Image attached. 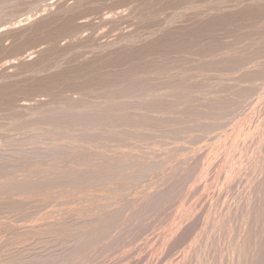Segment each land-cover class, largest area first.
<instances>
[{
    "label": "rangeland",
    "instance_id": "374dc122",
    "mask_svg": "<svg viewBox=\"0 0 264 264\" xmlns=\"http://www.w3.org/2000/svg\"><path fill=\"white\" fill-rule=\"evenodd\" d=\"M0 1H1L0 2V20H1L0 21V29H1L0 30V139H1V141H0V158L2 159V160L0 159V173H1V175H0V180H1V182H0V188H1V190H0V205H1L0 206V264H39L40 261H41L40 264H43L44 262H45L44 264H46V262H47V264H51L50 261L53 262L52 264H54V263H56L55 261H57V259H59V261L57 262L58 264H62V263L63 264H72L73 262H74L73 264H77V263L79 264L81 262H83V264H86L87 262H88L87 264H90L91 262L93 264H108V263L112 264V262H115V261H116L115 262L116 264H118L119 262H122L121 264H124L125 262L127 264H252V263H254V261H255L254 264H263L264 259H263V256H261L262 258H260V255H263L262 251L264 250V218H263L264 217V194H263L264 193V175H263L264 174V117H263L264 116V110H263L264 109V79L262 78V77H264V73H263L264 72V70H263L264 65H261L264 63V57H263L264 56L263 55V53H264V0H17V1L16 0H0ZM218 14H219V16H218ZM222 14H223V16H222ZM214 15H216L217 18L219 17V19L221 21V22L220 21L217 22L218 24L220 23L219 26H216L218 24L214 23L215 20L218 21V19ZM207 17L209 19L212 18L214 20L211 19L212 20L211 21ZM206 20L207 21L209 20L210 22H212L211 24H213V23L215 24V26L213 24L214 27L211 26L210 28L211 29L213 28L214 33L216 32L215 31V28H216V30H217L216 34L210 32L209 26L211 24L208 22L205 25L204 22H206ZM223 22H225V23L227 22L226 25ZM233 22H235V25ZM208 24H209V26H208ZM221 24H222L223 29L220 27ZM203 25H205V26H203ZM198 26L200 27V30H197V28L199 29ZM223 26L224 27L226 26L225 28L227 30L224 29ZM180 27H183V28H180ZM193 27L196 29L195 31H198L196 34L193 33V32H195L193 30L194 29ZM201 27H202V29H201ZM206 27H208V28L206 29ZM182 29L185 31H183ZM233 30H234V32H233ZM191 32L194 35H197V37H195L193 35V37L191 36L192 37L191 38L189 35V34H191ZM218 32H219V34H218ZM203 33L204 34L207 33V34H205V36L207 37V35H208V37L206 38ZM242 33H243V36H242ZM198 34H200L201 36ZM228 34H229V36H228ZM244 34H246V35H244ZM171 35H172V37H171ZM223 35L225 37H223ZM235 35H237V36H235ZM198 36L200 38H198ZM214 36H215V39H217L218 37L219 38L221 37V38L220 39L218 38L219 40H217V42L214 41L215 39L214 40L212 39L214 42L208 44V42L212 41L210 39L214 38ZM165 37L167 39H165ZM174 37H175V39H174ZM193 38H195V39L197 38L200 41L197 39H196V41H193ZM208 38L210 41L208 40ZM180 39H182L184 41L186 49H185V47H182V46H184V44L182 45L183 41H181ZM170 40H171V42H170ZM175 40H176V43H175ZM204 40H205V42H204ZM206 40H208V42ZM221 40L222 41L225 40V41H223L224 43ZM178 41H181V42H179V44H178ZM243 41H244V43H243ZM197 42H198V44H197ZM239 42H240V48L238 46ZM205 43H206V45H205ZM213 43H215L217 45L218 44L219 45L221 44V45L219 47V45L217 46ZM242 43H243V46H242ZM156 44L159 48L156 46ZM168 44L169 45L173 44V45H171V47L176 48V49L173 48L174 52H173V49L170 46H168ZM207 44H208V46H207ZM177 45H181V47L179 46L180 48H177ZM246 45H247V47H245ZM190 46H191V48H190ZM197 46H200V47L198 48ZM205 46L210 48V49L208 48L209 52H208V49L204 50ZM230 46L233 48L236 46L234 48L236 50L230 49L231 48ZM248 46L250 47L251 51L249 50ZM194 48L197 49V51L193 50ZM213 48L215 50H213ZM241 48H243V49H241ZM247 48H248V50H247ZM178 49H180V50H178ZM181 49H182V51H181ZM225 49L227 51H225ZM255 49H257V50H255ZM141 50H143V51H141ZM192 50L195 52H193ZM220 50H221V53L220 52L218 53V51H220ZM133 51H135V52H133ZM144 51L145 52L147 51V52L145 53ZM169 51H170V54H168ZM255 51H258V52H255ZM121 52H122V54H121ZM180 52L182 54H178ZM184 52H185V55H183ZM187 52H190V53H187ZM227 52H230V55ZM240 52H241V54H240ZM245 52L247 54L248 53L251 54L252 57H250L251 55H249V54L247 55ZM139 53H141V54H139ZM191 53H192V55H191ZM193 53H196L195 56H193L194 55ZM212 53H214V55ZM231 53H233V54H231ZM142 54H146V56L142 55ZM156 54L158 55L157 58L153 56ZM254 54H256L257 56ZM258 54H259V57L261 59H259ZM121 55H123V57ZM149 55H151V56L148 57ZM173 55H176V56H173ZM181 55H183V56H181ZM234 55L236 56V58ZM243 55H244V57H243ZM144 56L147 58H145ZM204 56L205 57L207 56V58H205ZM239 56L241 58H239ZM247 56H249L248 57L249 59H247ZM175 57H177V58H175ZM179 57L180 58L182 57V59L184 58L183 60H185V61L181 60ZM209 57L210 58L213 57V58L210 60ZM141 58H142V60H139ZM153 58H155V59H153ZM171 58L175 59V60H172ZM187 58L190 60H188ZM216 58H217V60H216ZM198 59H199V61H198ZM229 59H231V61ZM237 59H238V61H237ZM250 59H252V60L249 61ZM152 60H154L153 63H152ZM167 60L169 63H171V62L173 63L174 61H177V62H174L175 64H172L173 67H171V65H169ZM186 60H187V62H186ZM212 60H215V61H212ZM223 60H225V61H223ZM129 61H131V62H129ZM138 61H140V62H138ZM145 61H147V62H145ZM155 61H157V62L159 61L158 66L156 65L157 63ZM234 61H236V62H234ZM148 62H150V64ZM154 62H155V64H154ZM178 62H179V64H178ZM199 62H201V63H199ZM214 62L216 64H214ZM217 62L222 63V64H219V63L217 64ZM223 62H225L226 64ZM142 63H143V65H141ZM144 63L147 66H149L150 68L145 66ZM159 63H162V64H159ZM188 63H189V67H186V66H188ZM235 63H237V64H235ZM259 63L261 66L260 69H259L260 66L258 65ZM191 64L193 66H191ZM137 65H139V66H137ZM161 65L165 69L162 68L160 70H157V69L161 68L160 67ZM174 65H176V66H174ZM197 65H199V66L202 65V67H197ZM125 66H126V68H125ZM167 66H170V67H167ZM182 66L184 67V70H179V68L180 69L183 68ZM207 66L208 67L212 66V67L210 69V67L208 68ZM240 66H242V67H240ZM135 67L136 68L139 67V68L135 69ZM143 67H145L144 70H141V69H143ZM156 67H159V68L156 69ZM194 67H196L197 70ZM243 67L245 69H243V71H241ZM262 67H263V69H262ZM173 68H176V69H173ZM139 69H140V71L138 72ZM146 69H147V72H146ZM170 69H173V70H170ZM194 69H195V71H192ZM225 69H227L228 72ZM261 69L263 72L261 71ZM123 70L125 71V73L127 72V74H125ZM161 70H163V71H161ZM166 70H167V72H166ZM169 70L171 71V73L174 77L171 75V73H168V72H170ZM188 70H190V71H188ZM198 70H199V75H197ZM82 71H85V72L82 73ZM118 71L121 73H119ZM154 71H156V72L154 74H152V72H154ZM179 71H181V72H179ZM216 71L219 72V74ZM236 71L238 72V74ZM244 71L247 73H243ZM65 72H67V73H65ZM122 72H123V74H122ZM149 72H151V73L149 74ZM159 72H163V73H159ZM222 72H223V74H222ZM226 72H227V74H226ZM240 72L242 74V77H241V74H239ZM259 72H262V73H259ZM68 73L70 75H68ZM146 73H148L149 77L147 76ZM166 73H168V74H166ZM174 73H178V75L181 77H177L178 75L174 74ZM182 73L187 74V75L184 76V75H182ZM200 73L203 76L202 75L200 76ZM207 73H208V76H207ZM77 74H79L78 77L73 78V77H75V75L77 76ZM134 74H135V76L137 74H140V76L138 75L135 77ZM189 74H193L194 76L193 75L192 76L194 79H192V76L190 75L191 76L190 77ZM228 74L230 77H228ZM99 75H101V76H99ZM167 75H170L171 77H169ZM204 75H205V77H204ZM245 75H246V77H245ZM253 75H255V76H253ZM260 75H262V76H260ZM158 76H160L159 79H161L162 81L157 80ZM162 76L163 77L167 76V78L169 77V79H166V77H164V79H165L164 80ZM101 77L103 79L104 78L105 79L103 80ZM133 77H135L136 79H132ZM155 77H157V79ZM185 77L186 78L188 77V78L186 79ZM197 77L201 78L202 80L198 79ZM207 77H209L210 79ZM92 78H94V79H92ZM98 78H100V79H98ZM121 78H122V80H124L125 78L126 79L124 81H122ZM139 78H140L142 83L136 84V82H139L138 81ZM146 78H149V81L151 80L152 83H149L148 79H146ZM181 78H183V79L180 82H183V80L184 81L187 80L185 82L187 85L184 82L183 83L185 85H183V83L178 82ZM204 78H206V80ZM211 78H212V80H211ZM215 78H217V79L215 80ZM242 78H243V80H242ZM246 78H247V80L248 79L249 80L247 81ZM251 78H254V79H251ZM74 79H75V81H74ZM108 79H110V80H108ZM98 80H100V82ZM130 80L132 82L131 84H129ZM134 80H136V81H134ZM173 80H175V81H173ZM189 80H192L193 82L192 81L189 82ZM82 81H84V82H82ZM125 81L126 82L128 81V82H127V84L124 83L125 84L124 85L123 82H125ZM171 81H173V83ZM201 81H203V82H201ZM206 81H209V82H207L208 85L205 84ZM246 81L247 82L250 81L249 82L250 84L247 83ZM257 81H258V83H257ZM159 82L162 84H160ZM163 82H165V83H163ZM168 82L169 83L171 82V83L167 84ZM212 82L214 84L216 82V84H215L216 86L214 84H212ZM218 82H219V84H217ZM233 82H235V83H233ZM65 83L67 85H64ZM71 83H72V86H70ZM82 83H85V84L82 85ZM89 83H90V85H89ZM145 83H147V84L143 85ZM155 83H157V84H155ZM177 83L179 84V86ZM189 83H192V84H189ZM210 83H211V85H210ZM255 83H257V84H255ZM261 83H262V85H261ZM118 84H120V85H118ZM132 84H134V85H132ZM139 84H141L143 86L150 85L147 87H149V88L153 87L151 89L153 91H150L151 94H148L147 92H145V89H146V91H148L147 87L142 86L143 88H140L141 85H139ZM159 84L161 85V87ZM220 84H222V85H220ZM232 84H234L236 86H233ZM237 84H239L238 85L239 87L237 86ZM243 84L245 87L243 86ZM73 85L74 86L76 85V86L74 87ZM128 85L130 87H128ZM180 85H181V87H180ZM212 85H213V87L215 86L214 87L215 91H214V89L212 90V88H213ZM257 85H258V87H257ZM134 86H135V90L133 88ZM176 86H178V87H176ZM187 86H190L191 90ZM197 86H199V88H201V89H199V88L195 89V87H197ZM228 86H231L232 90L230 89V87L228 90ZM254 86H255V88H254ZM159 87H160V89H159ZM169 87H173V88H169ZM185 87H187V88H185ZM202 87H204L205 89L203 88V90H202ZM219 87L222 90L223 89L226 90L227 91V92L225 91L226 94ZM235 87H237V89ZM77 88H78V90H77ZM81 88L83 90H81ZM87 88H88V90H87ZM138 88L140 90L141 89H144V90L140 91ZM156 88H157V90H156ZM165 88L166 89L168 88V89L166 90ZM252 88H254V90ZM130 89H133V93H132V90H130ZM182 89H184L183 91L186 93V96H188L186 100H185V95H184L185 93L182 91ZM187 89H189V90H187ZM192 89H193V91H192ZM243 89H247V90H243ZM251 89H252V91L249 93V90H251ZM122 90L123 91L125 90L127 92L125 93V91H124L123 92L124 94H123ZM136 90L138 93H136ZM171 90H173V91H171ZM174 90L177 92V93L175 92L176 94L179 93L180 97L178 95H176L175 93H171V92H174ZM118 91H120L121 94H117V93H119ZM128 91H130L131 94H133V95L128 93ZM160 91H162V92H160ZM202 91H204V92H202ZM244 91H245V93H244ZM257 91H259V92H257ZM164 92H166V93L164 94ZM233 92H234V94H233ZM238 92L241 95L238 94ZM139 93H141V94H139ZM142 93L144 94V97L141 96ZM189 93L191 96H189ZM192 93H194V95ZM204 93H205V95H204ZM127 94H128V97H126ZM154 94H159V95L157 97V95L153 96ZM118 95H120V96H118ZM150 95H151V98H152V96H153V98L156 97L154 99L155 101L152 99L153 105L155 106L156 109H153L154 107H153L152 103L149 104V101L151 98L148 96H150ZM182 95H184V96H182ZM226 95L227 96L230 95V96L227 97ZM246 95H248V96H246ZM249 95H251V96H249ZM112 96L114 97L113 98L114 100H112ZM121 96H123V98ZM162 96H164L165 98H163ZM241 96H243V97H241ZM117 97L119 99V102H118ZM234 97H235V99H234ZM125 98H126V100H125ZM147 98H149V99H147ZM158 98L160 99L161 102L160 101L157 102ZM177 98H181V99H177ZM195 98H197V101ZM240 98H242V99L240 100ZM246 98H249V100ZM109 99H111L112 102ZM120 99H121L122 104L120 102ZM166 99L169 101H166ZM182 99H184V100H182ZM221 99H225V100H221ZM227 99L231 100L232 102H230ZM116 100H117L118 104H117ZM187 100L189 102L186 103L185 101H187ZM193 100H195V101H193ZM213 100H215V102H213ZM219 100H221V101H219ZM107 102H108V104H107ZM154 102H156V104ZM172 102L177 103V104H179V102H180V104L177 105V104H174ZM192 102H195V104ZM234 102L235 103L237 102L238 104L237 103L234 104ZM104 103L107 106V108H105L106 106L104 105ZM134 103H136V104H134ZM182 103H183V105H181ZM213 103H217L218 105L216 104L214 107ZM89 104H91V105H89ZM110 104H112V105H110ZM139 104L141 107L139 106ZM166 104L169 105L170 108L168 106H166ZM243 104H244V106H243ZM94 105H95V107H94ZM150 105H152V106H150ZM174 105L177 108H175ZM188 105H190V107ZM222 105H224V106H222ZM237 105L239 106V107H236L238 110H236V108H235V106H237ZM246 105H247V107H246ZM119 106H120V108H117ZM180 106H183V107H180ZM185 106H188L189 108H187ZM198 106L200 107V109ZM216 106H220V108H216ZM157 107L159 110L157 109ZM135 108L137 110H135ZM148 108H151V109H148ZM226 108H228L230 111L227 110ZM239 108H240V110H239ZM241 108H244V109H241ZM127 109H129V110H127ZM139 109H141V111ZM145 109H147V110L145 111ZM166 109L168 111H164ZM196 109L198 112H196ZM72 110L74 113L73 112L71 113ZM95 110H97V111H95ZM110 110H112V111H110ZM186 110H191V111L193 110L192 112L190 111L192 114ZM241 110H242V112H241ZM75 111H76V114H75ZM90 111H92V112H90ZM138 111L140 113L143 112L144 114H140ZM178 111H179V114L176 113ZM209 111H211V112H209ZM85 112H87V113L85 114ZM97 112H98V114H97ZM180 112H182L183 114ZM206 112L209 113L210 115H208ZM216 112H217V114H215ZM220 112H222V114ZM225 112L229 116L226 115ZM78 113H79V115H78ZM99 113H101L100 115L103 118H101ZM118 113H119V115H118ZM121 113H123V114L125 113L124 114L125 116L123 117V114H121ZM126 113H128V114H126ZM146 113L148 115H145ZM155 113H156V115H155ZM171 113H173V115ZM195 113H197V114H195ZM204 113L207 114L208 120L205 118L206 115ZM84 114L87 116L90 115L89 119L86 118L87 116H84ZM114 114H115V116H114ZM130 114L131 115L133 114L132 115L133 118L131 117ZM193 114H195V115H193ZM201 114H204V115H201ZM218 114H220L221 116ZM48 115H51V116H48ZM105 115H107V116H105ZM116 115H118V116H116ZM149 115H150V117H149ZM174 115H176L175 118H174ZM217 115L220 117H217ZM222 115H224V116L226 115V117H223ZM78 116H81V118ZM83 116H84V118H83ZM203 116L207 122H204ZM51 117H53V118L55 117L54 121H53V118H51ZM91 117H93V118H91ZM126 117H128V118H126ZM129 117H131L132 120L134 119L135 121L133 120L134 121L133 122L131 120V122H133V123H131ZM142 117L147 118V119H144L142 121H148V124H146L147 122L140 121L142 119ZM75 118H77V119H75ZM78 118H80V119L78 120ZM148 118L150 119V121ZM190 118H192V119H190ZM220 118L221 119L224 118V120H221ZM47 119L51 120V121H48ZM83 119L84 120L86 119L87 123L85 121H83ZM96 119H98V120H96ZM103 119L104 120L108 119V120L104 121ZM128 119H129V121H128ZM166 119H168V121H166ZM59 120H61L62 123H60L61 121L59 122ZM70 120H71V122H69ZM88 120H90V121L88 122ZM102 120L104 122H99ZM119 120H121V121L123 120V121L120 122ZM159 120H160V122H159ZM184 120H186V121H184ZM209 120H210V122H208ZM125 121L126 122L128 121L129 123L127 122L128 123L127 124V123H125ZM139 121L141 122V125H143V123H144V125H143L144 127L140 126ZM157 121L159 124H162V123H166V124H164L165 126L163 124L160 126H157V125H159L157 123ZM164 121H166V122H164ZM189 121L192 124L189 123ZM55 122L56 123L58 122V123L56 124ZM63 122L65 125L63 124ZM75 122L76 123L78 122V123L75 124ZM105 122H106V127L111 126V124H112L111 127H108L110 130H111V128L115 127L111 130V135L109 134L111 137H109V135H107V133L109 132L108 131L109 129H106V127L104 126ZM107 122H109V123H107ZM117 122H119L122 126L120 124H117ZM199 122H202V123L200 124ZM88 123H90V125ZM93 123H95V125ZM103 123H104V125H102ZM134 123L139 124V125L137 126ZM153 123L154 124L156 123V127H154L155 125L151 126V124H153ZM92 124L95 126L96 132H95V129L93 130L92 127H94V126H92ZM98 125H100V127ZM101 125L104 126V128L106 130L105 132H104L103 127H101ZM125 125L126 126L128 125V126L125 127ZM130 125L131 126L133 125L132 128ZM171 125L174 126V128ZM183 125H184V127H183ZM83 126L84 127L88 126V128L87 127L84 128ZM117 126L119 127V129ZM146 126H148V127H146ZM149 126H151V127H149ZM79 127H81V129H79ZM138 127L141 130L143 128V130L142 131L140 130L141 132H139L138 131L139 129L137 130ZM153 127L155 129H153V131H151L152 129H150V128H153ZM164 127H166L168 129L167 132H165L166 128H164ZM193 127H195L194 131L192 129ZM206 127L208 129H206ZM83 128L85 129V131L83 130ZM100 128H101V130H100ZM120 128L123 130H121ZM127 128H129V129L131 128V130L129 131V129H127ZM161 128H164L165 131H162L163 129H161ZM199 128H200V132H198ZM86 129L90 133L89 132L87 133ZM98 129H99V132H97ZM179 129H181V131ZM146 130L151 131V132L147 133L148 137H150V139L152 136V132L157 133V134H155L157 137V138L156 137L155 138L157 140H155V142H153V144L159 143L158 139L162 141V142L160 141V144L161 143L163 144L165 140H169L170 142H174L173 145L175 147L172 146V148H171L172 143H170L168 141L165 142L164 145H162L163 148L160 147L161 145L160 146L156 145L157 147H155V145H153L151 140H149V139L148 140L146 139L147 141H150L147 143L145 138H148V137L145 135L146 133L144 134V132H147ZM155 130H157V131H155ZM172 130H174V132H176V133L170 135L171 133H173ZM176 130H179L180 132H177ZM185 130H187L188 132ZM204 130L209 131V133L208 132H207L208 134L206 132H205L206 134L203 133ZM113 131H115L116 133L118 132V134H119V132L120 133L123 131L126 132L124 134L125 138H127L129 133L132 131L133 132V133H131L132 135L130 134L129 136H131V137L134 136L132 138L135 141L130 137L127 138V141L130 140V141L134 142V145L132 144L133 145L132 149L130 148L131 144L128 143L129 141L127 142L125 140V138H123L122 136H119L120 138H117L118 134L114 133ZM75 132H77V133H75ZM160 132L169 133L170 138L172 136L174 137L176 135L179 137L176 136L175 139L173 137L171 139H169L168 138L169 136L167 134L165 135V133L162 134ZM83 133L84 134L86 133V134L84 135ZM92 133H93V135L95 134L94 135L95 137L92 135ZM96 133H98V134H96ZM149 133L151 134V136H149ZM177 133H179V134H177ZM189 133L190 134L192 133L190 136H193V137H189V135H187ZM105 134L108 136V138H107V136H105ZM122 134H119V135H122ZM136 134H137V137L140 134L139 135L140 137H139V139H137V141H136V138H137ZM142 134H144V137H142ZM102 135H103V137H101V139H100V136H102ZM125 135H127V136H125ZM155 135H153V136H155ZM183 135H186L189 138L188 137L185 138ZM80 136H81L84 144L82 143L81 140H78V138L81 139ZM158 136H160V138ZM201 136L203 139L200 138ZM84 138L89 139L90 142H88V140L87 139L85 140ZM176 138H178V140ZM183 138H185V139H183ZM192 138H194V140H190ZM198 138L200 141L198 140ZM206 138H208V139H206ZM103 139L105 142L103 141ZM106 139H108V142H106ZM141 139H143V141ZM163 139H165V140H163ZM172 139H174V141H171ZM180 139H183V140L181 141ZM109 140H110L111 144L109 143ZM144 140L146 142V145H149V143H150L153 146L147 147L144 144L145 143ZM91 141H93V142L91 143ZM117 141L120 142L119 143L120 147L118 146L119 149L127 145V147L123 148V149L126 148L124 150L125 154L123 153V156H122L123 150L120 149L122 151L121 152L118 148H116V147H115L116 149L114 148L115 144L116 143L118 144ZM141 141L144 143H142ZM152 141H154L153 138H152ZM186 141H187V143H186ZM188 141L189 142L192 141L193 143L190 142L188 145ZM114 142H116V143L112 147V145H113L112 143H114ZM139 142H140V145L141 144L144 145L143 146L144 148H145V146L149 149L151 147H154L153 149H151V151L155 152L153 150H156L157 152H155L152 155H151L152 152H150V150H149L150 154L145 152V153L149 154L151 157L146 156L147 159H144L145 158L143 156V155H145L144 152H142V150H140L141 152L138 150L139 149V147H138ZM175 142L177 145H175ZM180 142H182V143H180ZM261 142H262V144H261ZM96 143H98L100 145V147H98V144L96 145ZM166 143H167V145H166ZM90 144L92 145V148H90V146H91ZM117 144H116V146H117ZM193 144H195L194 148H197L198 150L193 148ZM80 145H81V148H80ZM86 145H87V147H89V150L87 147H86L87 149L85 148ZM169 145H170V149H168ZM186 145H188L190 148H188V146L184 147V148H180V146L182 147V146H186ZM164 146L168 147L167 148L168 150H165L166 148ZM176 146H177V148L179 147V149H180L179 153L182 155V157H183V155H185V157H183V158L180 157L183 160V162H181V163L175 161L178 159L173 160L174 157L179 158L178 156L180 155L178 152H176V153H178V155L174 152V151L179 150L176 148ZM197 146H199V147H197ZM72 147L74 149H72ZM77 147L80 150L83 149L84 150L83 153H82V150H81V152L79 151V149L77 150ZM101 147H103L104 149L107 148L108 150H109V148L115 149V150L110 149L111 155L110 154L108 155L107 152L104 150L103 152H105L107 155L104 153L106 155L105 156L102 153L103 156H105V157L111 156V157H109V159H111V158L115 159V156L117 157L118 154H120V152H121V154L119 156H121L122 159H120L121 157L119 158V156H118L117 160L115 159L114 162H112V161H110L108 163L106 162L107 163V165H106L105 163H103L102 160H100L101 158L102 159L104 158L103 156L101 157L99 155L100 149L103 150V148H101ZM136 147L138 148L137 150H135ZM173 147H174V150H172L171 153L174 152L176 156L174 154H172V157L173 156L174 157L171 158V156H170L171 154H169V152L171 149H173ZM147 148L143 149L142 145L140 146V149H143V151H147ZM160 148L163 149L164 151H168V154H167V152H165L166 153L165 155L162 154L164 151L161 150ZM185 148L186 149L188 148L187 150L191 149L188 151V154H185V152L183 154L181 153ZM90 149H91V151H90ZM97 149H99L98 153L96 152ZM129 149H130V151H129ZM10 150H12V151H10ZM126 150L129 152H126ZM158 150H159V153L161 152V156L167 157V155H168V159L165 158V160H164L160 156V154L158 153ZM78 151H79V153H78ZM85 151L86 152L89 151V153L88 152L86 153ZM110 151L108 153H110ZM112 151L114 153H117V152H119V153L118 154H112L113 153ZM134 151L135 152L137 151V153L139 152L138 155L141 153L142 156H140V155L139 156L142 158H137L139 161H141V162H139L141 164L136 162L137 161L135 158L136 153ZM67 152H69V153H67ZM80 153H82V155L84 154L83 158L80 157V156H82V155H80ZM132 153L134 154V155H132L133 156L132 159L134 160V158H135V161H134L135 163L133 162V160L129 159L131 157ZM77 154H79V155H77ZM90 154H93V155H90ZM156 154L160 157L156 156ZM69 155H72L71 158ZM73 155H74V157H76V159L73 157ZM96 155H97V157H96ZM124 155H125V158H124ZM138 155H136V156L139 157ZM153 155H155V157H158L159 159H163V160L156 159L155 157H152ZM217 155H218V157H217ZM72 157H73V159H72ZM78 157L82 161L79 160ZM94 157H96V158H94ZM188 157H190L189 160L187 159ZM148 158H150V159L148 160ZM154 158L156 159V161L154 160ZM51 159H52V161H50ZM88 159H90V160H88ZM123 159H125V161ZM127 159H129V160H127ZM143 159H144V161L142 162ZM169 159H171V160H169ZM69 160H71V161L69 162ZM86 160H88V161H86ZM97 160H98V162H97ZM99 160H100V162H102L104 164V165L102 164L103 166H101V167L99 166L101 164L99 162ZM106 160L107 159H105V161ZM121 160L124 162L122 163ZM145 160H148V165H152V164L155 165L156 163H158V164L156 166H148L146 164L147 162L145 163ZM59 161L60 162L62 161V162L60 163ZM64 161H65L66 165L64 164ZM74 161H75V163H74ZM76 161H79V165ZM117 161H118V163L121 161L119 165L116 163ZM130 161L132 164L133 163L135 164L134 165L135 167H136V165H138L140 169L137 167L134 168V166L132 164H130ZM152 161H153V163H152ZM161 161H162V163H161ZM164 161L166 163H164ZM172 161H174V162H172ZM56 162H57V164H56ZM66 162L69 164L67 165ZM93 162L95 163V167L93 165L94 164ZM111 162H112V164H109ZM167 162H171V163L168 164ZM85 163H87L88 165ZM114 163H115L114 167L116 170L119 169V166L122 168V166L124 165L123 168L120 169L122 171L118 170L120 172V174H118V175L113 174L115 172L119 173L118 171L113 170L114 167H113V169H111L112 172L113 171L114 172L113 173L110 172L111 170L109 168L110 167L112 168L111 165H113ZM127 163H129L131 165V167L133 166L132 168H134V170L138 169V171H140V173H138V172L134 173L136 171H133V169H130L129 165L127 166ZM172 163H174V164L176 163L177 165L176 164L175 165L177 167L175 165H173ZM260 163L263 165H261ZM52 164H54V165H52ZM62 164H64V165H62ZM142 164L143 165L146 164L147 167L143 166V169L141 170ZM167 164H168V166H167ZM30 165H31V167H30ZM60 165L64 166V168L61 167ZM158 165L160 167H158ZM162 165H164V166H162ZM85 166L90 167V168H86ZM92 166L94 167V169ZM96 166H97V169L99 171H97ZM28 167L30 170H28ZM34 167H35V169L32 170V168H34ZM103 167H104V169H103ZM106 167H109V168H106ZM149 167H154V169H157V170H154L153 168L148 169ZM163 167H165V168H163ZM77 168L78 169L80 168V170H78ZM81 168H82V170H81ZM99 168H101V170L103 169L104 171L105 170L107 171V169H109L108 172H110V174H111L109 176V178L107 176L108 173L104 172V171H102V173H100L101 170ZM144 168H147V171L149 170L148 171L149 173H151V172L154 173L153 171H156V172L152 176V174H148V172ZM26 169H27V171H26ZM70 169H71V171H69ZM159 169L163 170V172L159 173L161 171ZM3 170H4V173L1 172ZM76 170H78L77 173L80 171L81 172L77 174V173H75ZM95 170L97 171V174H99V173L101 174V177L99 175L97 176V174H95V172H94ZM184 170H187V171H184ZM189 170H190V172H188ZM83 171H85L86 173H84ZM126 171L127 172L133 171L134 174H136V175L139 174V176L141 175V173L143 174V172L144 173L147 172L148 175H145L146 174L145 173V174H143L145 177L141 175L142 176L141 178L139 176H135V178H137V179H135L134 177H131L132 180H133V178H134V180H137V181L139 179H141L137 183L133 181L136 185H132V184H134L133 182L131 183L132 180L126 179L129 181V185H132L133 187L136 186L134 188L133 187L130 188V186L128 185V181L124 180L122 182L123 184L120 183L122 181V177H125V175H126L125 173H127ZM260 171H262L263 173H261ZM27 172L30 174L29 175L26 174L27 176L24 175V173H27ZM65 172L66 173L69 172L68 173L69 175L66 174ZM73 172H74V174H73ZM90 172H93V173H90ZM49 173H50V175H48ZM16 174L19 176L21 175V176L19 177ZM32 174L34 176H31ZM61 174L62 175L64 174L63 176L65 178H67V181H64L66 179L64 177H62ZM79 174L80 175L82 174L81 177L83 179L86 178V180L87 179H91V181H92V179L96 180V176L98 178H101L104 180L103 181L100 179L101 181H103L102 183H104L107 180L105 185L102 184L104 186V188L105 187L108 188V190L105 189L104 191H106V192L108 191L107 193L109 194L110 192L113 191V189L114 190L116 189L118 192L122 193V195H123V193L126 192L128 194V196H125V195H127L125 193V195H124L125 198H124V196H121V197L124 198L125 200H126V198L128 200L133 198V202L130 203L132 200H130L129 202H128V200H126V202H125V200H123L121 197H119L120 193L117 194V191H113V193L116 192L115 194H117V195L111 194V196H110V194H109V196L111 197L110 198L108 196V194L104 193V191H101V188H103V187H101L102 186L101 183H99L100 185L98 184V186L96 184H94V185H96V187H94V186L91 187V185H92L91 183H96L99 180L98 178L95 182L94 181L91 182L90 183L91 185L89 184L90 180L87 182H86V180L85 181L83 180L84 184L81 183V181H79V180H82V179L80 178ZM85 174L86 175L88 174V175L86 176ZM91 174H93V175H91ZM130 174H131V176H134V175H132V173H130ZM130 174H127V175L130 176ZM22 175H23V177H22ZM35 175H37L36 178H35ZM57 175H60L61 177L57 176ZM113 175L116 177H115V179H113L114 181L112 182L110 179L112 177L114 178ZM119 175H120V179H119ZM122 175H124V176H122ZM156 175L158 178L156 177ZM46 176L48 177V179ZM102 176H103V178H102ZM159 176H160V178H159ZM168 176H170V177H168ZM18 177H19V179H18ZM29 177H31L32 179ZM150 177H151V179H152V177H153V179L157 178L156 179L157 181L155 180V182H154V180H151V181H149L150 185H148V183H149L148 180H150L149 179ZM4 178H6V179H4ZM24 178H26V179H24ZM33 178L36 180H34ZM62 178H63V180H62ZM142 178H144V180H142ZM147 178H148V180H147ZM167 178L168 179L171 178V179L167 180ZM68 179L71 181V183L69 182ZM5 180H6V182H5ZM7 180L8 181L11 180V181L7 182ZM55 180H57V181H55ZM75 180H76V182H78L77 184H76ZM21 181H22V184H19ZM101 181H99V182H101ZM116 181L117 182L120 181L119 183H120V185H122L121 187L123 189L126 186L127 187L129 186L130 189L126 188L125 192L124 191L121 192L122 188L119 185L115 186V183L117 184ZM125 181L127 182V184L126 183L124 184ZM143 181L148 182L146 184L143 183V188H145V189L149 188V190L148 189L146 190L147 192H149V193H146L147 195L144 193L145 190H142L143 193H140L141 189H142L141 188L142 187L141 182H143ZM11 182L13 184H8ZM28 182H30V183H28ZM63 182H64L65 186L63 185ZM66 182H68V183H66ZM73 182H74V184H72ZM153 182L154 183L157 182V184H154ZM61 183H62V186H61ZM85 183L87 184L86 186H88V187L90 186V188L92 190H90V188H89V190H87L88 187L82 186V184L85 185ZM112 183L114 184V186L112 185ZM152 183L156 186H154ZM255 183H257V184L255 185ZM17 184H18V186H17ZM28 184H30V185H28ZM13 185L15 186V188L13 187ZM23 185H24V188L23 187L21 188V186H23ZM27 185L29 187H27ZM77 185L79 187H77ZM107 185H109V186L107 187ZM139 185H141V187ZM144 185L145 186L148 185L149 187H147V186L144 187ZM3 186L6 188V190ZM251 186H253V188H251ZM259 186L261 189L259 188ZM18 187H19V189H18ZM76 187L79 189H77ZM97 187H98V189H99V187H101L100 191L102 193H104L105 195L102 194L100 191H98ZM137 187H139V189ZM151 187H153V188H151ZM95 188L98 191L97 196L99 195L98 197L100 199H103V202H102V200L98 201V198L95 195L96 193H93V192H96L95 190L93 191V189H95ZM109 188L110 189L112 188L111 191H109ZM119 188H121V189H119ZM63 189H64V193H63ZM137 189L139 191L138 192L139 195L142 194V195L138 196V193H137V198L139 197L138 199L135 196L136 195L135 192H137ZM132 190H133V192H132ZM66 191H69V193L68 192L66 193ZM70 191H72L73 193ZM90 191H93V192H90ZM80 192H82L84 194H82ZM86 192L87 193L89 192L88 193L89 195L86 194ZM99 192H100V194H99ZM65 193H66V195H65L66 197L64 196ZM129 193H131V194L129 195ZM133 193H134L135 198L139 201L134 199ZM67 194L69 197L67 196ZM74 194L75 195L77 194L76 195L77 198L72 197V196H74ZM80 194L82 195V198H81ZM91 194L94 196L93 199H92V196L90 197ZM153 194H154V196H152ZM157 194L159 195V197ZM49 195H50V198H49ZM83 195H84V197H85V195H87L85 198H87V201L89 200V202H91V200H93V202H94V199L97 198L95 201L96 202L95 205H93V202H92L91 208H93L95 206V209H98V213L94 212V214H93V209H90V208H88V209L91 210L90 211L91 213L88 212L87 205L89 204V202H87L86 200L83 201ZM106 195H107V197H106ZM114 195L118 197V198L116 197L118 200H119V198H121L120 200H123V201H120V200L118 201L116 198L114 200V198H113ZM129 196H132V197H129ZM257 196H259L260 198ZM70 197L74 198V199L71 200ZM78 197L80 198L79 202H78V199H79ZM141 197L144 200H142ZM112 198H113V200H111ZM257 198H259V199H257ZM109 199H110V201H109ZM159 199H161V200L158 201ZM254 199L255 200L257 199L255 201L256 204L254 202ZM150 200H152L154 202H152ZM68 201H70V203ZM74 201H77L78 203L77 202L73 203ZM112 201H114L113 205L115 203V205L117 204V206H115V205L113 206ZM115 201H118V202H115ZM143 201H145V202H143ZM80 202H84V203H81L82 206L79 204ZM100 202L104 203L103 205L105 207L102 205V203L100 204ZM105 202L109 206V208L105 204ZM58 203H60V204L58 205ZM85 203H87V205ZM97 203H99V205H102L104 208H102V206H98ZM126 203H127V205H128V203L130 205L127 206ZM22 204L24 206H22ZM64 204H66V205H64ZM67 204L69 205V207ZM72 204L73 205H75V204L79 205V208L78 209L75 208L76 206L74 207V206H72ZM83 204L86 205L87 210L84 209L85 206ZM90 204L88 205V207L90 206ZM110 204H111V207L113 206V209H115L116 212H114V210L111 209ZM55 205H57L59 207H57ZM120 205H122V206L124 205V208L120 207ZM70 206L72 208L74 207L75 210L70 208ZM253 207H254V209H253ZM57 208H59L60 211ZM64 208H66V209H64ZM69 208L71 209V212L75 213L77 211L76 214L77 215L79 214L78 215L79 219L77 218L78 219L77 221L78 222L80 221L79 224H81V222L83 224L85 222H87L89 219L88 215L90 213V214L95 215V216H93V217L89 216V217L92 219L94 218L93 221L96 220L95 222H97L96 223L97 227H99L101 225L100 227H102V228H96L95 222L93 223L94 226H92L93 225V224H91L92 221H91V219H89L91 223L89 221H88L89 223L88 222L87 223L90 226L86 225L87 223H85V225H84L87 227L89 226L88 227L89 229L87 228L88 229L87 232L89 234L87 232L85 233L84 230L86 227L83 226V228H82V225H80V227H81V229H80L77 221H76L77 223L74 224L75 223L74 221L76 220V219L74 220V218L77 215H75L73 213L75 215L74 216V215H72L71 212L69 213V211H70ZM80 208H81V210H80ZM100 208L102 210L103 209L106 210L110 216L106 215V211H103V213H101L102 210ZM118 208H121L122 210L124 209L127 211L129 210V211L128 212L122 211V213H121ZM61 209L65 212H63ZM82 209H83V211H87V213H88L87 218L88 219L87 218L85 219V217L83 218V215L86 216V214H84L86 212H83ZM95 209H94V211H97ZM99 209L101 210L100 212H99ZM256 209H257V211H256ZM53 210H56V211H53ZM146 210H147V212H146ZM78 211H79V213H78ZM81 211L83 214H81ZM55 212H57L56 216H58V214L61 213V214H59V216L61 215V217L58 216L55 219H54V217L52 218L53 215L55 216ZM114 213H116L115 216H114ZM64 214L65 215L67 214L66 216L68 218L70 215L74 216V218L72 217V219L74 221H72L70 219L71 221L67 222L68 219H67V217H65ZM254 214H255V216H254ZM258 214L261 217L256 216ZM62 215H63V217H62ZM111 215H113V217ZM118 215H119V217L122 215L120 217L121 219L118 217ZM49 216H51V217H49ZM81 216H82V220H80ZM100 216H101V218H100ZM106 216L107 217L109 216L110 220L106 219ZM103 217L106 219V221H108L110 223V224L108 223L109 226L104 225V223L105 224H107V223ZM252 217H254V218H252ZM257 217H258V219H257ZM60 218L62 221L61 220H59V221L62 223L65 222L64 224L66 226L64 224L62 226V224H60V223L57 224L59 222L58 219H60ZM62 218H64V219H62ZM113 218H115V222H113V220H114ZM122 218H124V219H122ZM32 219H34V220H32ZM83 219L85 220V222H83L84 221ZM43 220H45L44 221L45 223L43 222ZM56 220H57V223H55ZM34 221L36 222V224L34 223ZM72 222H74V223H72ZM32 223H33V225H32ZM50 223H52L51 227H50ZM66 223L68 224V228L70 230L67 229ZM69 223H72L73 225H75V226H73L74 228L72 227L74 229V233L77 230V229H75V227L76 228L78 227L79 230L84 229L82 231H84L83 233H85V234L82 233L83 235H79V233H77V237L80 236V239H78L76 237L78 240L77 239L74 240L73 239L74 237L70 236V235H73L74 233L69 234V233L73 232L71 230L72 225ZM113 223H114V225H113ZM242 223H244V224H242ZM136 224H137V227H136ZM254 224L255 225L258 224V225L255 226ZM41 225H43V226H41ZM59 225H61V226H59ZM69 225H71V226H69ZM115 225L117 227H115ZM45 227H47L48 229ZM49 227L52 230L55 227V230L58 229L59 231H61V233L65 228H66L65 231L68 230V232L69 231L70 232L67 233L64 231V233L68 234L67 238H66L65 234H64L65 235L64 236L62 233V235H63L62 236L61 233H58L59 231L57 232V230L55 233V231L54 230L52 231ZM93 227L96 229H93ZM105 227H107V228H105ZM250 227H251V229H250ZM262 227H263V231H262ZM34 228L36 229L35 230L36 232L34 231ZM41 228H43V229H41ZM44 228L46 229V231H44ZM90 229L91 230L93 229V230L91 231ZM97 229H99V231H97ZM100 229L101 230L104 229L107 233L105 231H103V233H102V231H100ZM216 229H218V230H216ZM31 230L34 233H30ZM79 230L77 232H79ZM109 230L110 231L112 230V232L110 233ZM113 230L116 231L117 233L116 232L113 233ZM255 230H257L259 232L255 231ZM90 231L92 232L91 234H90ZM41 232H43V233L45 232V234H43ZM46 232H47V234H46ZM93 232H95V233L98 232V233L93 234ZM197 232H199V233H197ZM38 233L41 235V237L39 236ZM101 233L104 234L106 237L104 235L102 236ZM57 234L59 235V237L62 236V238H57ZM86 234H87V236H86ZM90 235L93 238H91ZM95 235H97V236H95ZM109 235H110V237H109ZM68 236H70L71 238H69ZM85 236H86V238H85ZM111 236L115 237V240ZM120 236H121V238H120ZM38 237H39V239H38ZM64 237L67 239V240L64 239L67 242L70 243V241H71V246L69 243L68 244L65 243L66 241L65 242L63 241ZM87 237H89L88 240H86ZM34 238L36 239V241ZM49 238L51 240H54V241L51 242V240ZM83 238H85V240H82ZM30 239H34V240L31 241ZM72 239L74 241L73 245H72V242H73ZM89 239H90V241H89ZM143 239H144V241H143ZM76 240L82 241V243H81L82 245L80 244V242H77V244H75ZM249 240H250V242H249ZM205 241H207V242H205ZM256 241H257V243H256ZM31 242L33 244H31ZM48 242H50L52 244H50ZM87 242H89L91 245ZM41 243H42V245H41ZM44 243L47 245H45ZM60 243H62V244H60ZM78 243H79V246H78ZM84 243L85 244L87 243L86 244L87 246H85ZM109 243H111V244L109 245ZM114 243H115V245H114ZM245 243H248V244H246V246H248L249 248L245 247ZM253 243H255V244H253ZM117 244H118V246H117ZM175 244H177V245H175ZM48 245H51V246H48ZM75 245H77V248ZM107 245H109V246H107ZM42 246H43V248H42ZM82 246L83 247L85 246V247L83 248ZM88 246L91 249V251L88 248ZM35 247L37 250L35 249ZM39 247H41V248H39ZM50 247H52V248H50ZM78 247H79V249H78ZM81 247H82V249H81ZM104 247H105V249H103ZM107 247H108V249H106ZM262 247H263V250L260 251L262 249ZM38 248H39V250H38ZM46 248H49L50 250L47 249L49 251L45 252V251H47V250H45ZM59 248H61V250ZM69 248H70V250H69ZM85 248H86V250H85ZM111 248H113V249H111ZM32 249L33 250L35 249V250L33 251ZM40 249H41V251H40ZM67 249H68V252H67ZM83 249L85 250V252H83L84 251ZM252 249H253V251H252ZM53 250H55V251H53ZM74 250H76V251L78 250L77 252L79 254L75 253ZM71 251L73 253V256H72V254H69ZM101 251H102V253H101ZM129 251H130V253H129ZM254 251L257 253H255ZM65 252H66V254H64L65 257H66V255L67 256L71 255L72 257H70V259L72 258L73 260L72 259L70 260L68 258V260L70 261L69 262L67 260V257L65 258L63 255V253H65ZM91 252H92V254H90ZM115 252H117V253H115ZM125 252H126V256H125ZM135 252H136V255H135ZM248 252L249 253L251 252L250 253L251 255ZM58 253L60 255H58ZM84 253H89V254H84ZM109 253H111V255H109ZM31 254H32V256H31ZM54 254H55V256H54ZM122 254L124 255V257ZM36 255H37V257H36ZM76 255L83 256V257L81 258V257H78ZM94 255L97 257V259L94 257ZM43 256L44 257L46 256L45 259ZM56 256H60V257L62 256V257H64V259L62 257L58 258ZM74 256H76V257H74ZM121 256L123 257L122 261L120 260ZM125 257L130 258V259L129 260L127 258L125 259ZM113 258L115 260H113ZM60 259L61 260L63 259V260L61 261ZM77 259L81 262H79ZM260 259L263 262L262 261L260 262ZM74 260H76V261H74ZM101 260L103 261V263H100ZM117 260H119V262ZM33 262H35V263H33Z\"/></svg>",
    "mask_w": 264,
    "mask_h": 264
},
{
    "label": "bare ground",
    "instance_id": "6f19581e",
    "mask_svg": "<svg viewBox=\"0 0 264 264\" xmlns=\"http://www.w3.org/2000/svg\"><path fill=\"white\" fill-rule=\"evenodd\" d=\"M16 1H17V0H16ZM0 2H1V1H0ZM38 2H39V1H38ZM13 8H14V7H13ZM111 10H112V9H111ZM192 10H193V9H192ZM242 11H243V10H242ZM110 12H111V11H110ZM104 13H105V12H104ZM237 13H238V12H237ZM240 13H241V12H240ZM240 13H239V14H240ZM246 13H247V12H246ZM248 13H249V12H248ZM14 14H15V13H14ZM107 14H108V13H107ZM249 14H250V13H249ZM111 15H112V14H111ZM111 15H110V16H111ZM227 15H228V14H227ZM234 15H235V14H234ZM214 16H216V15H214ZM214 16H213V17H214ZM218 16H219V14H218ZM222 16H223V14H222ZM228 16H229V15H228ZM231 16H232V15H231ZM231 16H230V17H231ZM237 16H238V15H237ZM179 17H180V16H179ZM201 17H202V16H201ZM220 17H221V16H220ZM234 17H235V16H234ZM207 18H208V17H207ZM216 18H217V16H216ZM183 19H184V18H183ZM208 19H209V18H208ZM211 19H212V18H211ZM211 19H209V20H211ZM217 19H218V21H217V20H215V22L213 21L215 24H216L217 22L220 21L219 17H218ZM198 20H199V19H198ZM200 20H201V19H200ZM209 20H208V21L206 20V22H204L205 25H206V23H208V22H209L210 24L212 23V22H210ZM212 20H214V19H212ZM212 20H211V21H212ZM235 20H236V19H235ZM235 20H234V21H235ZM0 21H1V20H0ZM230 21H231V20H230ZM236 21H237V20H236ZM220 22H221V21H220ZM194 23H195V22H194ZM200 23H201V22H200ZM202 23H203V22H202ZM204 23H203V24H204ZM214 23H213V24H214ZM223 23H225V22H223ZM223 23H222V24H223ZM226 23H227V22H226ZM226 23H225V25H226ZM233 23H234V25H235V22H233ZM191 24H192V23H191ZM213 24H211L210 26H209V24H208L209 28H210L211 26L214 27L215 24H214V26H213ZM217 24H218V23H217ZM222 24H221V26H220L221 28H222ZM236 24H237V23H236ZM193 25H194V24H193ZM198 25H199V24H198ZM201 25H202V24H201ZM205 25H203V26H205ZM219 25H220V23H219L218 25H216V26H219ZM229 25H230V24H229ZM237 25H238V24H237ZM203 26H202V27H203ZM227 26H228V25H227ZM232 26H233V25H232ZM198 27H199V26H198ZM202 27H201V29H202ZM223 27H224V26H223ZM225 27H226V26H225ZM225 27H224V29H226ZM180 28H183V27H180ZM190 28H191V27H190ZM193 28H194V27H193ZM207 28H208V27H206V29H207ZM231 28H232V27H231ZM234 28H235V27H234ZM237 28H238V27H237ZM184 29H185V28H184ZM218 29H219V28H218ZM222 29H223V28H222ZM0 30H1V29H0ZM176 30H177V29H176ZM182 30H183V29H182ZM186 30H187V29H186ZM190 30H191V29H190ZM193 30L195 31L196 29L194 28ZM197 30H200V27H199V29L197 28ZM212 30H213V28H212V29L210 28V32L214 33V30H213V31H212ZM226 30H227V29H226ZM231 30H232V29H231ZM235 30H236V29H235ZM179 31H180V30H179ZM179 31H178V32H179ZM183 31H185V30H183ZM215 31L217 32L216 28H215ZM236 31H237V30H236ZM84 32H85V31H84ZM188 32H189V31H188ZM192 32H193V31H192ZM192 32H191V34H189L190 37H191V36L193 37V35L196 34L198 31L193 32L194 34H193ZM203 32H204V31H203ZM216 32H215L214 34H216ZM226 32H227V31H226ZM233 32H234V30H233ZM233 32H232V33H233ZM240 32H241V31H240ZM77 33H78V32H77ZM168 33H169V32H168ZM189 33H190V32H189ZM200 33H201V32H200ZM178 34H179V33H178ZM201 34H202V33H201ZM203 34H204V33H203ZM205 34H207V33H205ZM205 34H204V36H205ZM218 34H219V32H218ZM233 34H234V33H233ZM235 34H236V33H235ZM173 35H174V34H173ZM175 35H176V34H175ZM198 35H200V34H198ZM244 35H246V34H244ZM169 36H170V35H169ZM194 36L197 37V35H194ZM200 36H201V35H200ZM204 36H203V37H204ZM216 36H217V35H216ZM228 36H229V34H228ZM235 36H237V35H235ZM242 36H243V33H242ZM251 36H252V35H251ZM171 37H172V35H171ZM192 37H191V38H192ZM205 37H206V36H205ZM205 37H204V38H205ZM207 37H208V35H207ZM207 37H206V38H207ZM223 37H225V36L223 35ZM168 38H169V37H168ZM191 38H190V39H191ZM198 38H200V37L198 36ZM204 38H203V39H204ZM218 38H219V37H218ZM218 38L215 39V36H214V38H211L210 40H212V39L214 40V39H215L214 41L217 42V40H219L221 37H220L219 39H218ZM161 39H162V38H161ZM165 39H167V38L165 37ZM174 39H175V37H174ZM174 39H173V40H174ZM194 39H195V38H193V41H196L197 38H196L195 40H194ZM201 39H202V38H201ZM223 39H224V38H223ZM243 39H244V38H243ZM180 40L183 41L182 39H180ZM197 40H199V39H197ZM208 40H209V38H208ZM208 40H206V41L208 42ZM210 40H209V41H210ZM213 40L210 41V42H208V44L214 42ZM241 40H242V39H241ZM181 41H178V44H179V42H181ZM199 41H200V40H199ZM221 41H222V40H221ZM223 41H225V40H223ZM223 41H222V42H223ZM235 41H236V40H235ZM237 41H238V40H237ZM158 42H159V41H158ZM170 42H171V40H170ZM170 42H169V43H170ZM173 42H174V41H173ZM204 42H205V40H204ZM216 42H215V43H216ZM231 42H232V41H231ZM175 43H176V40H175ZM175 43H174V44H175ZM185 43H186V42H185ZM215 43H213V44H215ZM218 43H219V42H218ZM223 43H224V42H223ZM229 43H230V42H229ZM229 43H228V44H229ZM235 43H236V42H235ZM235 43H234V44H235ZM243 43H244V41H243ZM243 43H242V46H243ZM247 43H248V42H247ZM180 44H181V43H180ZM183 44H184V41H183L182 45H183ZM186 44H187V43H186ZM197 44H198V42H197ZM208 44H207V46H208ZM230 44H231V43H230ZM230 44H229V45H230ZM251 44H252V43H251ZM171 45H173V44H171ZM171 45L168 44V46H170V47H171ZM187 45H188V44H187ZM205 45H206V43H205ZM215 45H217V44H215ZM218 45H219V44H218ZM218 45H217V46H218ZM220 45H221V44H220ZM220 45H219V47H220ZM229 45H228V46H229ZM236 45H237V44H236ZM254 45H255V44H254ZM156 46H157V44H156ZM163 46H164V45H163ZM179 46L181 47V45H177V48H180ZM195 46H196V45H195ZM195 46H194V47H195ZM201 46H202V45H201ZM207 46H205L206 48L204 47V50H207V49L209 48V47H207ZM232 46H233V45H232ZM238 46H239V48H240V42H239V45H238ZM242 46H241V47H242ZM157 47H158V46H157ZM182 47H185V44H184V46H182ZM197 47L199 48L200 46H197ZM215 47H216V46H215ZM221 47H222V46H221ZM226 47H227V46H226ZM230 47H231V46H230ZM235 47H236V46H235ZM235 47H234V48H235ZM245 47H247V45H246ZM248 47H249V46H248ZM158 48H159V47H158ZM171 48H172V47H171ZM173 48H174V47H173ZM173 48H172V49H173ZM190 48H191V46H190ZM234 48L231 47L230 49L236 50V49H234ZM237 48H238V47H237ZM174 49H176V48H174ZM174 49H173V52H174ZM185 49H186V47H185ZM185 49H184V50H185ZM202 49H203V48H202ZM209 49H210V48H209ZM209 49H208V52H209ZM217 49H218V48H217ZM217 49H216V50H217ZM220 49H221V48H220ZM223 49H224V48H223ZM241 49H243V48H241ZM145 50H146V49H145ZM168 50H169V49H168ZM170 50H171V49H170ZM178 50H180V49H178ZM193 50H196V51H197V49H195V48H194ZM193 50H192V51H193ZM213 50H215V49L213 48ZM233 50H232V51H233ZM244 50H245V49H244ZM247 50H248V48H247ZM247 50H246V51H247ZM249 50H250V47H249ZM255 50H257V49H255ZM141 51H143V50H141ZM181 51H182V49H181ZM225 51H227V50L225 49ZM228 51H229V50H228ZM250 51H251V50H250ZM133 52H135V51H133ZM138 52H139V51H138ZM144 52H145V51H144ZM146 52H147V51H146ZM146 52H145V53H146ZM148 52H149V51H148ZM152 52H153V51H152ZM162 52H163V51H162ZM173 52H172V53H173ZM193 52H195V51H193ZM199 52H200V51H199ZM199 52H198V53H199ZM206 52H207V51H206ZM215 52H216V51H215ZM219 52L221 53V50L218 51V53H219ZM230 52H231V51H230ZM230 52H227V53L230 55ZM238 52H239V51H238ZM255 52H258V51H255ZM262 52H263V51H262ZM142 53H143V52H142ZM187 53H190V52H187ZM196 53H197V52H196ZM196 53H193V54H194L193 56H195ZM202 53H203V52H202ZM218 53H217V54H218ZM224 53H225V52H224ZM227 53H226V54H227ZM243 53H244V52H243ZM245 53H246V52H245ZM251 53H252V52H251ZM121 54H122V52H121ZM139 54H141V53H139ZM162 54H163V53H162ZM168 54H170V51H169ZM175 54H176V53H175ZM178 54H182V53L180 52V53H178ZM205 54H206V53H205ZM205 54H204V55H205ZM212 54L214 55V53H212ZM212 54H211V55H212ZM222 54H223V53H222ZM222 54H221V55H222ZM226 54H225V55H226ZM231 54H233V53H231ZM234 54H235V53H234ZM237 54H238V53H237ZM240 54H241V52H240ZM240 54H239V55H240ZM246 54H247V53H246ZM248 54H249V53H248ZM248 54H247V55H248ZM123 55H124V54H123ZM123 55H121V56L123 57ZM142 55H145V56H146V54H142ZM147 55H148V54H147ZM156 55H157V54H156ZM156 55H153V56L157 58L158 55H157V56H156ZM183 55H185V52H184ZM183 55H181V56H183ZM188 55H189V54H188ZM191 55H192V53H191ZM198 55H199V54H198ZM235 55H236V54H235ZM235 55H234V56H235ZM244 55H245V54H244ZM244 55H243V57H244ZM249 55H251V54H249ZM254 55H256V54H254ZM263 55H264V53H263ZM114 56H115V55H114ZM132 56H133V55H132ZM145 56H144V57H145ZM150 56H151V55H149L148 57H150ZM173 56H176V55H173ZM178 56H179V55H178ZM209 56H210V55H209ZM234 56H233V57H234ZM236 56H237V55H236ZM236 56H235V58H236ZM256 56H257V55H256ZM118 57H119V56H118ZM122 57H121V58H122ZM168 57H169V56H168ZM171 57H172V56H171ZM185 57H186V56H185ZM191 57H192V56H191ZM200 57H201V56H200ZM204 57H205V56H204ZM210 57H211V56H210ZM210 57H209V58H210ZM214 57H215V56H214ZM218 57H219V56H218ZM227 57H228V56H227ZM243 57H242V58H243ZM248 57H249V56H247V59H249ZM250 57H252V55H251ZM258 57H259V54H258ZM263 57H264V56H263ZM113 58H114V57H113ZM145 58H147V57H145ZM175 58H177V57H175ZM179 58H180V57H179ZM205 58H207V56H206ZM212 58H213V57H212ZM212 58H210V60H211ZM231 58H232V57H231ZM239 58H241V57L239 56ZM245 58H246V57H245ZM253 58H254V57H253ZM256 58H257V57H256ZM114 59H115V58H114ZM114 59H113V60H114ZM119 59H120V58H119ZM129 59H130V58H129ZM134 59H135V58H134ZM150 59H151V58H150ZM153 59H155V58H153ZM168 59H169V58H168ZM171 59H172V58H171ZM180 59L183 60L184 58L182 59V57H181ZM187 59H188V58H187ZM232 59H233V58H232ZM257 59H258V58H257ZM259 59H261V58L259 57ZM120 60H121V59H120ZM124 60H125V59H124ZM130 60H131V59H130ZM139 60H142V58L139 59ZM157 60H158V59H157ZM169 60H170V59H169ZM172 60H175V59H172ZM181 60H180V61H181ZM188 60H190V59H188ZM192 60H193V59H192ZM205 60H206V59H205ZM208 60H209V59H208ZM216 60H217V58H216ZM229 60L231 61V59H229ZM241 60H242V59H241ZM251 60H252V59H250L249 61H251ZM110 61H111V60H110ZM153 61H154V60H152V63H153ZM161 61H162V60H161ZM178 61H179V60H178ZM183 61H185V60H183ZM195 61H196V60H195ZM198 61H199V59H198ZM212 61H215V60H212ZM219 61H220V60H219ZM223 61H225V60H223ZM237 61H238V59H237ZM254 61H255V60H254ZM117 62H118V61H117ZM122 62H123V61H122ZM127 62H128V61H127ZM129 62H131V61H129ZM132 62H133V61H132ZM138 62H140V61H138ZM145 62H147V61H145ZM155 62L157 63L156 65L158 66V62H159V61H158V62L155 61ZM155 62H154V64H155ZM167 62H168V60H167ZM174 62H177V61H174ZM174 62H173V63H172V62H171V63L168 62V63H169V65H171V67H173L172 64H175ZM186 62H187V60H186ZM190 62H191V61H190ZM190 62H189V63H190ZM201 62H202V61H201ZM201 62H199V63H201ZM234 62H236V61H234ZM120 63H121V62H120ZM133 63H134V62H133ZM148 63L150 64V62H148ZM181 63H182V62H181ZM189 63H188V66H186V67H189ZM204 63H205V62H204ZM204 63H203V64H204ZM218 63H219V62H217V64H218ZM223 63H225V62H223ZM126 64H127V63H126ZM131 64H132V63H131ZM135 64H136V63H135ZM144 64H145V63H144ZM159 64H162V63H159ZM178 64H179V62H178ZM193 64H194V63H193ZM212 64H213V63H212ZM214 64H216V63L214 62ZM219 64H222V63H219ZM225 64H226V63H225ZM235 64H237V63H235ZM251 64H252V63H251ZM40 65H41V64H40ZM115 65H116V64H115ZM124 65H125V64H124ZM141 65H143V63H142ZM186 65H187V64H186ZM209 65H210V64H209ZM255 65H256V64H255ZM258 65L260 66V63H259ZM261 65H264V63L261 64ZM119 66H120V65H119ZM137 66H139V65H137ZM145 66H147V65L145 64ZM164 66H165V65H164ZM174 66H176V65H174ZM177 66H178V65H177ZM180 66H181V65H180ZM180 66H179V67H180ZM191 66H193V65L191 64ZM191 66H190V67H191ZM218 66H219V65H218ZM228 66H229V65H228ZM259 66H258V67H259ZM38 67H39V66H38ZM131 67H132V66H131ZM147 67H149V66H147ZM160 67H161V68L156 67V69L159 68V69H157V70H160V69L164 68L162 65H161ZM167 67H170V66H167ZM182 67H183V66H182ZM197 67H202V65H201V66L197 65ZM203 67H204V66H203ZM207 67H208V66H207ZM209 67H210V66H209ZM209 67H208V68H209ZM211 67H212V66H211ZM211 67H210V69H211ZM219 67H220V66H219ZM224 67H225V66H224ZM224 67H223V68H224ZM240 67H242V66H240ZM256 67H257V66H256ZM256 67H255V68H256ZM125 68H126V66H125ZM138 68H139V67H138ZM138 68L135 67V69H138ZM140 68H141V67H140ZM144 68H145V67H143V69H141V70H144ZM149 68H150V67H149ZM180 68H181V67H180ZM180 68H179V70H184V67H183L182 69H180ZM192 68H193V67H192ZM194 68L197 70L196 67H194ZM213 68H214V67H213ZM221 68H222V67H221ZM260 68H261V66L259 67V69H260ZM86 69H87V68H86ZM123 69H124V68H123ZM153 69H154V68H153ZM156 69H155V70H156ZM164 69H165V68H164ZM173 69H176V68H173ZM173 69H170V70H173ZM195 69L192 70V71H195ZM198 69H199V68H198ZM210 69H209V70H210ZM219 69H220V68H219ZM228 69H229V68H228ZM243 69H245V68L243 67L242 70H241V69H240V70L243 71ZM262 69H263V67H262ZM262 69H261V71H262ZM84 70H85V69H84ZM117 70H118V69H117ZM120 70H121V69H120ZM120 70H119V71H120ZM127 70H128V69H127ZM170 70H169V71H170ZM201 70H202V69H201ZM201 70H200V71H201ZM214 70H215V69H214ZM216 70H217V69H216ZM225 70L227 71V69H225ZM236 70H237V69H236ZM240 70H239V71H240ZM257 70H258V69H257ZM263 70H264V69H263ZM35 71H36V70H35ZM35 71H34V72H35ZM69 71H70V70H69ZM119 71H118V72H119ZM121 71H122V70H121ZM123 71H124V70H123ZM139 71H140V69L138 70V72H139ZM149 71H150V70H149ZM161 71H163V70H161ZM188 71H190V70H188ZM206 71H207V70H206ZM221 71H222V70H221ZM74 72H75V71H74ZM80 72H81V71H80ZM83 72H85V71H82V73H83ZM134 72H135V71H134ZM134 72H133V73H134ZM146 72H147V69H146ZM155 72H156V71L152 72V74H154ZM157 72H158V71H157ZM166 72H167V70H166ZM173 72H174V71H173ZM176 72H177V71H176ZM179 72H181V71H179ZM183 72H184V71H183ZM201 72H202V71H201ZM216 72H217V71H216ZM224 72H225V71H224ZM227 72H228V71H227ZM227 72H226V74H227ZM236 72H237V71H236ZM262 72H263V71H262ZM262 72H259V73H262ZM63 73H64V72H63ZM63 73H62V74H63ZM65 73H67V72H65ZM119 73H121V72H119ZM124 73H125V71H124ZM150 73H151V72H149V74H150ZM159 73H163V72H159ZM168 73H171V71L168 72ZM168 73H166V74H168ZM185 73H186V72H185ZM187 73H188V72H187ZM217 73L219 74V72H217ZM243 73H247V72L244 71ZM263 73H264V72H263ZM60 74H61V73H60ZM80 74H81V73H80ZM109 74H110V73H109ZM122 74H123V72H122ZM125 74H127V72H126ZM125 74H124V75H125ZM146 74H147V76H148V73H146ZM174 74H177V75H178V73H174ZM180 74H181V73H180ZM212 74H213V73H212ZM220 74H221V73H220ZM222 74H223V72H222ZM226 74H225V75H226ZM234 74H235V73H234ZM237 74H238V72H237ZM239 74H241V72H240ZM66 75H67V74H66ZM66 75H65V76H66ZM68 75H70V74L68 73ZM78 75H79V74H77V76L75 75V77H73V78L78 77ZM92 75H93V74H92ZM97 75H98V74H97ZM97 75H96V76H97ZM110 75H111V74H110ZM138 75L140 76V74H137L136 76H138ZM158 75H159V74H158ZM171 75H172V73H171ZM182 75L185 76V75H187V74H183V73H182ZM190 75L192 76L193 74H189V76H190ZM195 75H196V74H195ZM197 75H199V70H198V72H197ZM201 75H202V74L200 73V76H201ZM210 75H211V74H210ZM216 75H217V74H216ZM61 76H62V75H61ZM99 76H101V75H99ZM125 76H126V75H125ZM131 76H132V75H131ZM134 76H135V74H134ZM136 76H135V77H136ZM144 76H145V75H144ZM150 76H151V75H150ZM156 76H157V75H156ZM167 76L171 77L170 75H167ZM167 76H164V77H166V79H169V77L167 78ZM172 76H173V75H172ZM191 76H190V77H191ZM193 76H194V75H193ZM193 76H192V79H194ZM202 76H203V75H202ZM207 76H208V73H207ZM219 76H220V75H219ZM226 76H227V75H226ZM249 76H250V75H249ZM249 76H248V77H249ZM253 76H255V75H253ZM260 76H262V75H260ZM59 77H60V76H59ZM80 77H81V76H80ZM126 77H127V76H126ZM135 77H133L132 79H136ZM145 77H146V76H145ZM148 77H149V76H148ZM159 77H160V76H158V79H157V77H155V78H156L157 80H161V79H159ZM162 77H163V76H162ZM164 77H163V79H164ZM173 77H174V76H173ZM177 77H181V76L178 75ZM177 77H176V78H177ZM195 77H196V76H195ZM204 77H205V75H204ZM228 77H230L229 74H228ZM231 77H232V76H231ZM241 77H242V74H241ZM243 77H244V76H243ZM245 77H246V75H245ZM67 78H68V77H67ZM101 78H102V77H101ZM122 78H123V77H122ZM122 78H121V80H122ZM141 78H142V77H141ZM155 78H154V79H155ZM185 78H186V77H185ZM187 78H188V77H187ZM187 78H186V79H187ZM197 78H198V77H197ZM207 78H209V77H207ZM255 78H256V77H255ZM257 78H258V77H257ZM262 78L264 79V77H262ZM92 79H94V78H92ZM98 79H100V78H98ZM102 79H103V78H102ZM104 79H105V78H104ZM104 79H103V80H104ZM125 79H126V78H125ZM125 79H124V80H125ZM143 79H144V78H143ZM146 79H148V82H149V83H152L151 80H150L151 82L149 81V78H146ZM146 79H145V80H146ZM154 79H153V80H154ZM178 79H179V78H178ZM182 79H183V78H181L178 82H180ZM198 79H201V78H198ZM204 79L206 80V78H204ZM209 79H210V78H209ZM209 79H208V80H209ZM216 79H217V78H215V80H216ZM244 79H245V78H244ZM251 79H254V78H251ZM251 79H250V80H251ZM61 80H62V79H61ZM108 80H110V79H108ZM124 80H122V81H124ZM128 80H129V79H128ZM164 80H165V79H164ZM170 80H171V79H170ZM195 80H196V79H195ZM201 80H202V79H201ZM211 80H212V78H211ZM218 80H219V79H218ZM242 80H243V78H242ZM246 80H247V78H246ZM248 80H249V79H248ZM248 80H247V81H248ZM25 81H26V80H25ZM56 81H57V80H56ZM59 81H60V80H59ZM62 81H63V80H62ZM74 81H75V79H74ZM85 81H86V80H85ZM90 81H91V80H90ZM98 81L100 82V80H98ZM106 81H107V80H106ZM116 81H117V80H116ZM118 81H119V80H118ZM122 81H121V82H122ZM132 81H133V80H132ZM134 81H136V80H134ZM138 81H139V82H136V84H138V83H142L141 80H140V78H139ZM155 81H156V80H155ZM161 81H162V80H161ZM173 81H175V80H173ZM173 81H171V82L173 83ZM186 81H187V80H186ZM186 81L183 80L184 83H185ZM190 81H192V80H189V82H190ZM219 81H220V80H219ZM222 81H223V80H222ZM247 81H246V82H247ZM254 81H255V80H254ZM68 82H69V81H68ZM70 82H71V81H70ZM80 82H81V81H80ZM82 82H84V81H82ZM96 82H97V81H96ZM103 82H104V81H103ZM109 82H110V81H109ZM121 82H120V83H121ZM127 82H128V81H127ZM127 82L125 81V82H123V84H124V83L127 84ZM171 82H170V83H171ZM183 82H180V83H183ZM192 82H193V81H192ZM201 82H203V81H201ZM207 82H209V81H206L205 84H207ZM246 82H245V83H246ZM249 82H250V81H249ZM249 82H247V83H249ZM252 82H253V81H252ZM63 83H64V82H63ZM66 83H67V82H66ZM66 83H65L64 85H67ZM86 83H87V82H86ZM90 83H91V82H90ZM90 83H89V85H90ZM131 83H132V82H131V80H130L129 84H131ZM149 83H148V84H149ZM159 83H160V82H159ZM163 83H165V82H163ZM170 83L168 82L167 84H170ZM184 83H183V85L186 84V83H185V84H184ZM233 83H235V82H233ZM257 83H258V81H257ZM257 83H255V84H257ZM75 84H76V83H75ZM77 84H78V83H77ZM80 84H81V83H80ZM83 84H85V83H82V85H83ZM87 84H88V83H87ZM146 84H147V83H145V84H143V85H146ZM155 84H157V83H155ZM160 84H162V83H160ZM160 84H159V85H160ZM177 84H178V83H177ZM189 84H192V83H189ZM189 84H188V85H189ZM194 84H195V83H194ZM197 84H198V83H197ZM212 84H214V83L212 82ZM215 84H216V82H215ZM215 84H214V85H215ZM217 84H219V82H218ZM249 84H250V83H249ZM68 85H69V84H68ZM108 85H109V84H108ZM118 85H120V84H118ZM124 85H125V84H124ZM124 85H123V86H124ZM132 85H134V84H132ZM139 85H141V84H139ZM143 85H141L140 88L150 86V85H147V86H143ZM163 85H164V84H163ZM172 85H173V84H172ZM186 85H187V84H186ZM207 85H208V84H207ZM210 85H211V83H210ZM220 85H222V84H220ZM224 85H225V84H224ZM232 85H233V86H236V85H234V84H232ZM238 85H239V84H237V86H238ZM251 85H252V84H251ZM258 85H259V84H258ZM258 85H257V87H258ZM261 85H262V83H261ZM70 86H72V83H71ZM73 86H74V85H73ZM75 86H76V85H75ZM75 86H74V87H75ZM85 86H86V85H85ZM137 86H138V85H137ZM142 86H143V87H142ZM154 86H155V85H154ZM178 86H179V84H178ZM178 86H176V87H178ZM192 86H193V85H192ZM194 86H195V85H194ZM215 86H216V85H215ZM215 86H214V87H215ZM243 86H244V84H243ZM252 86H253V85H252ZM252 86H251V87H252ZM259 86H260V85H259ZM80 87H81V86H80ZM80 87H79V88H80ZM87 87H88V86H87ZM115 87H116V86H115ZM119 87H120V86H119ZM126 87H127V86H126ZM128 87H130V86L128 85ZM128 87H127V88H128ZM131 87H132V86H131ZM138 87H139V86H138ZM160 87H161V85H160ZM160 87H159V89H160ZM165 87H166V86H165ZM180 87H181V85H180ZM187 87L190 88V86H187ZM187 87H185V88H187ZM212 87H213V85H212ZM214 87L212 88V90L214 89ZM220 87H221V86H220ZM220 87H219V88H220ZM222 87H223V86H222ZM229 87H230V89H231V86H228V90H229ZM238 87H239V86H238ZM244 87H245V86H244ZM246 87H247V86H246ZM71 88H72V87H71ZM122 88H123V87H122ZM127 88H126V89H127ZM133 88H134V90H135V86H134ZM152 88H153V87H151V88L147 87V89H148L149 92L146 91V89H145V92H147L148 94H151L150 91H153V90H151ZM169 88H173V87H169ZM197 88H199V86L195 87V89H197ZM203 88H204V87H202V90H203ZM216 88H217V87H216ZM232 88H233V87H232ZM235 88L237 89V87H235ZM235 88H234V89H235ZM254 88H255V86H254ZM254 88H252V89L254 90ZM73 89H74V88H73ZM85 89H86V88H85ZM138 89H139V88H138ZM149 89H150V90H149ZM165 89H166V88H165ZM165 89H164V90H165ZM167 89H168V88H167ZM167 89H166V90H167ZM199 89H201V88H199ZM204 89H205V88H204ZM220 89H221V88H220ZM226 89H227V88H226ZM252 89L249 90V93L252 91ZM257 89H258V88H257ZM74 90H75V89H74ZM77 90H78V88H77ZM79 90H80V89H79ZM81 90H83V89L81 88ZM87 90H88V88H87ZM87 90H86V91H87ZM127 90H128V89H127ZM130 90H132V93H133V89H130ZM139 90H140V89H139ZM141 90H144V89H141ZM141 90H140V91H141ZM156 90H157V88H156ZM162 90H163V89H162ZM166 90H165V91H166ZM183 90H184V89H182V91H183ZM187 90H189V89H187ZM190 90H191V88H190ZM221 90H222V89H221ZM231 90H232V89H231ZM243 90H247V89H243ZM90 91H91V90H90ZM114 91H115V90H114ZM120 91H121V90H120ZM120 91H118L119 93H117V94H121ZM124 91H125V90H124ZM124 91L122 90V93H123ZM168 91H169V90H168ZM171 91H173V90H171ZM185 91H186V90H185ZM192 91H193V89H192ZM194 91H195V90H194ZM198 91H199V90H198ZM209 91H210V90H209ZM214 91H215V89H214ZM219 91H220V90H219ZM222 91L225 92L226 90L223 89ZM255 91H256V90H255ZM116 92H117V91H116ZM116 92H115V93H116ZM126 92H127V91H125V93H126ZM134 92H135V91H134ZM160 92H162V91H160ZM175 92H176V91L174 90V92H171V93H175ZM183 92H184V91H183ZM183 92H182V93H183ZM196 92H197V91H196ZM202 92H204V91H202ZM211 92H212V91H211ZM226 92H227V91H226ZM226 92H225V94H226ZM235 92H236V91H235ZM257 92H259V91H257ZM68 93H69V92H68ZM128 93L131 94L130 91H128ZM136 93H138L137 90H136ZM143 93H144V92H143ZM143 93H142L141 96L144 97V94H145V93H144V94H143ZM155 93H156V92H155ZM165 93H166V92H164V94H165ZM176 93H177V92H176ZM176 93H175V94H176ZM184 93H185V92H184ZM194 93H195V92H194ZM194 93H192V94L194 95ZM198 93H199V92H198ZM198 93H197V94H198ZM205 93H206V92H205ZM205 93H204V95H205ZM208 93H209V92H208ZM212 93H213V92H212ZM231 93H232V92H231ZM236 93H237V92H236ZM236 93H235V94H236ZM244 93H245V91H244ZM249 93H248V94H249ZM61 94H62V93H61ZM117 94H116V95H117ZM123 94H124V93H123ZM139 94H141V93H139ZM159 94H160V93H159ZM159 94H154L153 96L157 95V97H158ZM161 94H162V93H161ZM180 94H181V93H180ZM197 94H196V95H197ZM219 94H220V93H219ZM225 94H224V95H225ZM233 94H234V92H233ZM238 94H240V93L238 92ZM238 94H237V95H238ZM246 94H247V93H246ZM258 94H259V93H258ZM111 95H112V94H111ZM116 95H115V96H116ZM125 95H126V94H125ZM131 95H133V94H131ZM176 95L179 96V93L176 94ZM184 95H185V100H186L188 96H186V93H185ZM184 95H182V96H184ZM187 95H188V94H187ZM196 95H195V96H196ZM216 95H217V94H216ZM221 95H222V94H221ZM231 95H232V94H231ZM240 95H241V94H240ZM50 96H51V95H50ZM81 96H82V95H81ZM113 96H114V95H113ZM113 96H112V100H114V99H113V98H114ZM118 96H120V95H118ZM123 96H124V95H123ZM123 96H121V97L123 98ZM153 96H152V98H151V95L148 96V97L151 98L150 101H149V104L152 103V105H153L152 99L154 100V99L156 98V97L153 98ZM164 96H165V95H164ZM164 96H162V97L165 98ZM189 96H191L190 93H189ZM226 96H227V95H226ZM226 96H225V97H226ZM228 96H230V95H228ZM228 96H227V97H228ZM235 96H236V95H235ZM244 96H245V95H244ZM246 96H248V95H246ZM249 96H251V95H249ZM126 97H128V94H127ZM139 97H140V96H139ZM167 97H168V96H167ZM169 97H170V96H169ZM179 97H180V96H179ZM201 97H202V96H201ZM203 97H204V96H203ZM209 97H210V96H209ZM213 97H214V96H213ZM221 97H222V96H221ZM236 97H237V96H236ZM241 97H243V96H241ZM173 98H174V97H173ZM181 98H182V97H181ZM181 98H177V99H181ZM230 98H231V97H230ZM232 98H233V97H232ZM244 98H245V97H244ZM250 98H251V97H250ZM88 99H89V98H88ZM115 99H116V98H115ZM117 99H118V97H117ZM135 99H136V98H135ZM147 99H149V98H147ZM161 99H162V98H161ZM168 99H169V98H168ZM170 99H171V98H170ZM174 99H175V98H174ZM174 99H173V100H174ZM177 99H176V100H177ZM195 99H196V101H197V98H195ZM218 99H219V98H218ZM234 99H235V97H234ZM241 99H242V98H240V100H241ZM246 99L249 100V98H246ZM251 99H252V98H251ZM109 100L112 102L111 99H109ZM125 100H126V98H125ZM127 100H128V99H127ZM133 100H134V99H133ZM138 100H139V99H138ZM143 100H144V99H143ZM156 100H157V99H156ZM182 100H184V99H182ZM205 100H206V99H205ZM215 100H216V99H215ZM215 100H213V102H215ZM221 100H225V99H221ZM221 100H219V101H221ZM227 100H229V99H227ZM227 100H226V101H227ZM237 100H238V99H237ZM67 101H68V100H67ZM110 101H109V102H110ZM134 101H135V100H134ZM154 101H155V100H154ZM159 101H160V99L158 98V101H157V102H159ZM166 101H169V100L166 99ZM177 101H178V100H177ZM193 101H195V100H193ZM216 101H217V100H216ZM229 101L232 102L231 100H229ZM233 101H234V100H233ZM64 102H65V101H64ZM114 102H115V101H114ZM116 102H117V100H116ZM118 102H119V99H118ZM118 102H117V104H118ZM120 102H121V99H120ZM132 102H133V101H132ZM160 102H161V101H160ZM185 102L187 103V102H189V101L187 100V101H185ZM222 102H223V101H222ZM227 102H228V101H227ZM237 102H238V101H237ZM237 102H236V103H237ZM243 102H244V101H243ZM74 103H75V102H74ZM105 103H106V102H105ZM105 103H104V105H105ZM154 103L156 104V102H154ZM165 103H166V102H165ZM172 103H174V102H172ZM172 103H171V104H172ZM190 103H191V102H190ZM192 103L195 104V102H192ZM208 103H209V102H208ZM220 103H221V102H220ZM236 103L234 102V104H236ZM240 103H241V102H240ZM240 103H239V104H240ZM48 104H49V103H48ZM57 104H58V103H57ZM57 104H56V105H57ZM91 104H92V103H91ZM91 104H89V105H91ZM93 104H94V103H93ZM107 104H108V102H107ZM121 104H122V102H121ZM127 104H128V103H127ZM130 104H131V103H130ZM134 104H136V103H134ZM174 104H177V103H174ZM179 104H180V102H179ZM179 104H177V105H179ZM213 104H214V107H215V105H216L217 103H213ZM226 104H227V103H226ZM228 104H229V103H228ZM237 104H238V103H237ZM245 104H246V103H245ZM248 104H249V103H248ZM72 105H73V104H72ZM75 105H76V104H75ZM77 105H78V104H77ZM83 105H84V104H83ZM86 105H87V104H86ZM104 105H103V106H104ZM110 105H112V104H110ZM137 105H138V104H137ZM146 105H147V104H146ZM152 105H150V106H152ZM181 105H183V103H182ZM196 105H197V104H196ZM217 105H218V104H217ZM255 105H256V104H255ZM257 105H258V104H257ZM105 106H106V105H105ZM105 106H104V107H105ZM108 106H109V105H108ZM113 106H114V105H113ZM123 106H124V105H123ZM126 106H127V105H126ZM139 106H140V104H139ZM157 106H158V105H157ZM160 106H161V105H160ZM166 106L169 107V105H167V104H166ZM188 106L190 107V105H188ZM188 106H185V107L189 108ZM202 106H203V105H202ZM204 106H205V105H204ZM211 106H212V105H211ZM222 106H224V105H222ZM243 106H244V104H243ZM94 107H95V105H94ZM94 107H93V108H94ZM109 107H110V106H109ZM111 107H112V106H111ZM140 107H141V106H140ZM145 107H146V106H145ZM153 107H154L153 109H156L154 105H153ZM168 107H167V108H168ZM174 107L177 108L175 105H174ZM180 107H183V106H180ZM198 107H199V106H198ZM198 107H197V108H198ZM212 107H213V106H212ZM212 107H211V108H212ZM225 107H226V106H225ZM232 107H233V106H232ZM236 107H239V106L237 105V106H235V108H236ZM246 107H247V105H246ZM90 108H91V107H90ZM101 108H102V107H101ZM105 108H107V106H106ZM105 108H104V109H105ZM117 108H120V106L117 107ZM161 108H162V107H161ZM169 108H170V107H169ZM191 108H192V107H191ZM194 108H195V107H194ZM205 108H206V107H205ZM208 108H209V107H208ZM216 108H220V106H216ZM230 108H231V107H230ZM112 109H113V108H112ZM148 109H151V108H148ZM157 109H158V107H157ZM162 109H163V108H162ZM179 109H180V108H179ZM179 109H178V110H179ZM199 109H200V107H199ZM202 109H203V108H202ZM209 109H210V108H209ZM226 109L229 110L228 108H226ZM226 109H225V110H226ZM241 109H244V108H241ZM87 110H88V109H87ZM89 110H90V109H89ZM106 110H107V109H106ZM121 110H122V109H121ZM121 110H120V111H121ZM125 110H126V109H125ZM127 110H129V109H127ZM135 110H137V109L135 108ZM135 110H134V111H135ZM139 110L141 111V109H139ZM146 110H147V109H145V111H146ZM158 110H159V109H158ZM169 110H170V109H169ZM174 110H175V109H174ZM193 110H194V109H193ZM193 110H192V111H193ZM212 110H213V109H212ZM215 110H216V109H215ZM236 110H238V109L236 108ZM239 110H240V108H239ZM263 110H264V109H263ZM85 111H86V110H85ZM95 111H97V110H95ZM98 111H99V110H98ZM103 111H104V110H103ZM110 111H112V110H110ZM153 111H154V110H153ZM156 111H157V110H156ZM164 111H168V110L166 109V110H164ZM170 111H171V110H170ZM183 111H184V110H183ZM186 111H189V113L192 112L191 110H186ZM190 111H191V112H190ZM194 111H195V110H194ZM213 111H214V110H213ZM229 111H230V110H229ZM234 111H235V110H234ZM72 112H73V110L71 111V113H72ZM90 112H92V111H90ZM104 112H105V111H104ZM106 112H107V111H106ZM126 112H127V111H126ZM138 112H139V111H138ZM151 112H152V111H151ZM196 112H198L197 109H196ZM201 112H202V111H201ZM209 112H211V111H209ZM217 112H218V111H217ZM217 112H216L215 114H217ZM241 112H242V110H241ZM51 113H52V112H51ZM73 113H74V112H73ZM86 113H87V112H85V114H86ZM116 113H117V112H116ZM139 113H140V112H139ZM153 113H154V112H153ZM157 113H158V112H157ZM176 113L179 114V111L176 112ZM180 113H182V112H180ZM193 113H194V112H193ZM206 113H207V112H206ZM213 113H214V112H213ZM220 113L222 114V112H220ZM225 113H226V112H225ZM225 113H224V114H225ZM228 113H229V112H228ZM234 113H235V112H234ZM46 114H47V113H46ZM75 114H76V111H75ZM85 114H84V116H87V115H85ZM89 114H90V113H89ZM93 114H94V113H93ZM97 114H98V112H97ZM100 114H101V113H99V115H100ZM106 114H107V113H106ZM109 114H110V113H109ZM121 114H123V113H121ZM124 114H125V113H124ZM124 114H123V117L125 116ZM126 114H128V113H126ZM140 114H144V113L142 112V113H140ZM149 114H150V113H149ZM158 114H159V113H158ZM171 114L173 115V113H171ZM182 114H183V113H182ZM187 114H188V113H187ZM191 114H192V113H191ZM195 114H197V113H195ZM195 114H193V115H195ZM204 114H205V113H204ZM204 114H201V115H204ZM207 114L210 115L209 113H207ZM207 114H205V115H206V117H205L206 119H207V117H208ZM215 114H214V115H215ZM261 114H262V113H261ZM40 115H41V114H40ZM78 115H79V113H78ZM94 115H95V114H94ZM118 115H119V113H118ZM118 115H116V116H118ZM130 115H131V114H130ZM132 115H133V114H132ZM132 115H131V117H132ZM145 115H148V114L146 113ZM150 115H151V114H150ZM150 115H149V117H150ZM155 115H156V113H155ZM176 115H177V114H176ZM176 115H174V118H175ZM180 115H181V114H180ZM189 115H190V114H189ZM212 115H213V114H212ZM218 115H220V114H218ZM218 115H217V117H220V116H221V115H220V116H218ZM226 115H228V114L226 113ZM226 115H225V116L222 115V116H223V117H226ZM48 116H51V115H48ZM71 116H72V115H71ZM84 116H83V118H84ZM89 116H90V115H89ZM89 116H87L86 118L89 119ZM100 116H101V115H100ZM100 116H99V117H100ZM105 116H107V115H105ZM114 116H115V114H114ZM114 116H113V117H114ZM135 116H136V115H135ZM135 116H134V117H135ZM138 116H139V115H138ZM142 116H143V115H142ZM151 116H152V115H151ZM161 116H162V115H161ZM165 116H166V115H165ZM168 116H169V115H168ZM228 116H229V115H228ZM230 116H231V115H230ZM236 116H237V115H236ZM240 116H241V115H240ZM21 117H22V116H21ZM26 117H27V116H26ZM78 117L81 118V116H78ZM94 117H95V116H94ZM131 117H129V118H130V122H131V120H132V118H133V117H132V118H131ZM139 117H140V116H139ZM146 117H147V116H146ZM159 117H160V116H159ZM163 117H164V116H163ZM166 117H167V116H166ZM179 117H180V116H179ZM189 117H190V116H189ZM233 117H234V116H233ZM263 117H264V116H263ZM51 118H53V117H51ZM54 118H55V117H54ZM54 118H53V121H54ZM65 118H66V117H65ZM80 118H78V120H79ZM91 118H93V117H91ZM96 118H97V117H96ZM101 118H103V117L101 116ZM116 118H117V117H116ZM119 118H120V117H119ZM119 118H118V119H119ZM126 118H128V117H126ZM181 118H182V117H181ZM192 118H193V117H192ZM192 118H190V119H192ZM221 118H222V117H221ZM221 118H220V119H221ZM227 118H228V117H227ZM230 118H231V117H230ZM21 119H22V118H21ZM59 119H60V118H59ZM62 119H63V118H62ZM67 119H68V118H67ZM75 119H77V118H75ZM108 119H109V118H108ZM108 119H106V120H108ZM140 119H141V118H140ZM144 119H147V118L142 117V119H141L140 121H142V120H144ZM148 119H149V118H148ZM158 119H159V118H158ZM187 119H188V118H187ZM200 119H201V118H200ZM203 119H204V116H203ZM209 119H210V118H209ZM228 119H229V118H228ZM228 119H227V120H228ZM231 119H232V118H231ZM239 119H240V118H239ZM47 120H48V119H47ZM55 120H56V119H55ZM96 120H98V119H96ZM103 120H104V119H103ZM103 120H102V121H99V122H104V121H106V120H104V121H103ZM109 120H110V119H109ZM111 120H112V119H111ZM124 120H125V119H124ZM126 120H127V119H126ZM133 120H134V119H133ZM133 120H132V121H133ZM207 120H208V119H207ZM221 120H224V118L221 119ZM232 120H233V119H232ZM17 121H18V120H17ZM48 121H51V120H48ZM53 121H52V122H53ZM60 121H61V120H59V122H60ZM83 121L86 122V119H85V120L83 119ZM83 121H82V122H83ZM89 121H90V120H88V122H89ZM94 121H95V120H94ZM114 121H115V120H114ZM114 121H113V122H114ZM116 121H117V120H116ZM119 121L122 122L123 120H122V121L119 120ZM128 121H129V119H128ZM128 121H127V122H128ZM134 121H135V120H134ZM134 121H133V122H134ZM140 121H139L140 126H143L144 123H143V125H141V122H140ZM149 121H150V119H149ZM166 121H168V119H166ZM166 121H164V122H166ZM182 121H183V120H182ZM182 121H181V122H182ZM184 121H186V120H184ZM187 121H188V120H187ZM199 121H200V120H199ZM202 121H203V120H202ZM233 121H234V120H233ZM69 122H71V120H70ZM72 122H73V121H72ZM82 122H81V123H82ZM85 122H84V123H85ZM95 122H96V121H95ZM127 122L125 121V123H127ZM133 122H131V123H133ZM142 122H147L146 124H148V121H142ZM155 122H156V121H155ZM159 122H160V120H159ZM169 122H170V121H169ZM169 122H168V123H169ZM181 122H180V123H181ZM204 122H207V121L204 119ZM208 122H210V120H209ZM230 122H231V121H230ZM55 123H56V122H55ZM57 123H58V122H57ZM57 123H56V124H57ZM60 123H62V121H61ZM77 123H78V122H77ZM77 123L75 122V124H77ZM79 123H80V122H79ZM86 123H87V122H86ZM96 123H97V122H96ZM107 123H109V122H107ZM114 123H115V122H114ZM123 123H124V122H123ZM128 123H129V122H128ZM128 123H127V124H128ZM131 123H130V124H131ZM157 123H158V121H157ZM168 123H167V124H168ZM170 123H171V122H170ZM174 123H175V122H174ZM189 123H191V122L189 121ZM199 123L201 124L202 122H199ZM13 124H14V123H13ZM63 124H64V122H63ZM88 124L90 125V123H88ZM93 124L95 125V123H93ZM93 124H92V126H94ZM99 124H100V123H99ZM115 124H116V123H115ZM115 124H114V125H115ZM117 124H120V123L117 122ZM134 124H136V123H134ZM158 124H159V123H158ZM162 124L164 125V124H166V123H162ZM162 124H159V125H157V126H160V125H162ZM178 124H179V123H178ZM185 124H186V123H185ZM191 124H192V123H191ZM209 124H210V123H209ZM248 124H249V123H248ZM64 125H65V124H64ZM66 125H67V124H66ZM102 125H104V123H103ZM102 125H101V127H103L104 132H105L106 130H105L104 126L106 127V122H105V125H104V126H102ZM114 125H113V126H114ZM120 125H121V124H120ZM136 125L138 126L139 124H136ZM152 125H153V126L155 125L154 127H156V123H155V124H154V123L151 124V126H152ZM181 125H182V124H181ZM7 126H8V125H7ZM79 126H80V125H79ZM98 126L100 127V125H98ZM111 126H112V124H111ZM111 126H108V127H111ZM115 126H116V125H115ZM118 126H119V125H118ZM118 126H117V127H118ZM121 126H122V125H121ZM127 126H128V125H127ZM127 126L125 125V127H127ZM130 126H131V125H130ZM132 126H133V125H132ZM132 126H131V128H132ZM151 126H149V127H151ZM164 126H165V125H164ZM171 126H172V125H171ZM179 126H180V125H179ZM222 126H223V125H222ZM58 127H59V126H58ZM81 127H82V126H81ZM81 127H79V129H81ZM83 127H84V126H83ZM86 127L88 128V126H86ZM86 127H84V128H86ZM108 127H106V129H109ZM123 127H124V126H123ZM143 127H144V126H143ZM146 127H148V126H146ZM154 127H153V128H150V129H152L151 131H153V129H155ZM172 127L174 128V126H172ZM183 127H184V125H183ZM210 127H211V126H210ZM210 127H209V128H210ZM224 127H225V126H224ZM9 128H10V127H9ZM12 128H13V127H12ZM84 128H83V130L85 131ZM92 128H93V130H94V129H95V126L92 127ZM92 128H91V129H92ZM113 128H115V127H113ZM113 128H111V130H112ZM131 128H130V129L127 128V129H129V131H130ZM164 128H166V127H164ZM164 128H161V129H163L162 131H165ZM168 128H169V127H168ZM173 128H172V129H173ZM178 128H179V127H178ZM194 128H195V127L192 128L193 131H194ZM204 128H205V127H204ZM23 129H24V128H23ZM77 129H78V128H77ZM118 129H119V127H118ZM118 129H117V130H118ZM120 129H121V128H120ZM133 129H134V128H133ZM138 129H139V130H138ZM148 129H149V128H148ZM176 129H177V128H176ZM181 129H182V128H181ZM181 129H179V130L181 131ZM184 129H185V128H184ZM190 129H191V128H190ZM190 129H189V130H190ZM206 129H208V128L206 127ZM41 130H42V129H41ZM41 130H40V131H41ZM52 130H53V129H52ZM68 130H69V129H68ZM86 130H87V129H86ZM93 130H92V131H93ZM100 130H101V128H100ZM111 130H110V129L108 130L110 133L108 132L107 135H109V134L111 135ZM117 130H116V131H117ZM121 130H123V129H121ZM137 130H138L139 132H141V131L143 130V128H142V130H141V129L138 127ZM140 130H141V131H140ZM167 130H168V129L166 128V131H165V132H167ZM179 130H176V131H177V132H180ZM196 130H197V129H196ZM9 131H10V130H9ZM34 131H35V130H34ZM66 131H67V130H66ZM124 131H125V130H124ZM124 131H123V132H124ZM146 131H147V132H144V134L146 133L145 135L148 137V134H147V133H148V132H151V131H150V130H146ZM155 131H157V130H155ZM158 131H159V130H158ZM160 131H161V130H160ZM172 131H173V133H171L170 135L176 133V132H174V130H172ZM182 131H183V130H182ZM185 131H187V130H185ZM191 131H192V130H191ZM193 131H192V132H193ZM197 131H198V130H197ZM201 131H202V130H201ZM82 132H83V131H82ZM88 132H89V131L87 130V133H88ZM93 132H94V131H93ZM95 132H96V129H95ZM97 132H99V129H98ZM100 132H101V131H100ZM104 132H103V133H104ZM113 132L116 133L115 131H113ZM123 132H121V133L119 132V134H122ZM165 132H164V133H165ZM168 132H169V131H168ZM187 132H188V131H187ZM198 132H200V128H199V131H198ZM205 132H206V133H207V132L209 133V131L204 130L203 133H205ZM56 133H57V132H56ZM75 133H77V132H75ZM89 133H90V132H89ZM125 133H126V132H124L122 135H119L118 132H117V133H116V134H118V135H117V136H118L117 138H120L119 136H122L123 138H125V137H124V134H125ZM131 133H133V132L131 131V132L129 133V135H130ZM160 133L164 134L163 132H160ZM193 133H194V132H193ZM206 133H205V134H206ZM208 133H207V134H208ZM234 133H235V132H234ZM63 134H64V133H63ZM83 134H84V133H83ZM85 134H86V133H85ZM85 134H84V135H85ZM96 134H98V133H96ZM137 134H138V133H137ZM137 134H136V137H137ZM140 134H141V133H140ZM140 134H139V135H140ZM144 134H142V137H144ZM155 134H157V133H156V132H154V133L152 132V136H151V134L149 133V136H151V139H150V137H148V138H145V140H146V139H147V140L149 139V140H151V142H152V144H153V142H155V140H157V139H156L157 137H156ZM166 134L169 136V133H165V135H166ZM177 134H179V133H177ZM185 134H186V133H185ZM191 134H192V133H191ZM191 134L189 133V134H187V135H189V137H193V136H190ZM211 134H212V133H211ZM8 135H9V134H8ZM77 135H78V134H77ZM79 135H80V134H79ZM84 135H83V136H84ZM92 135H93V133H92ZM94 135H95V134H94ZM94 135H93V136H94ZM99 135H100V134H99ZM107 135L105 134V136H107ZM110 135H109V137H111ZM114 135H115V134H114ZM127 135H128V134H127ZM127 135H125V136H127ZM129 135L127 136V138H128V137H130V138L134 137V136L131 137V136H129ZM131 135H132V134H131ZM139 135H138V137L136 138V141H137V139H139V137H140ZM153 135H155V136H153ZM10 136H11V135H10ZM31 136H32V135H31ZM45 136H46V135H45ZM75 136H76V135H75ZM81 136H82V135H81ZM81 136H80V138H81ZM89 136H90V135H89ZM146 136H145V137H146ZM161 136H162V135H161ZM176 136H177V135H176ZM176 136H174V137L172 136V137L175 139ZM180 136H181V135H180ZM183 136H184L185 138L188 137V136H186V135H183ZM197 136H198V135H197ZM17 137H18V136H17ZM38 137H39V136H38ZM71 137H72V136H71ZM84 137H85V136H84ZM90 137H91V136H90ZM94 137H95V136H94ZM101 137H103V135L100 136V139H101ZM113 137H114V136H113ZM122 137H121V138H122ZM155 137H156V138H155ZM158 137L160 138V136H158ZM172 137H171V138H172ZM177 137H179V136H177ZM189 137H188V138H189ZM205 137H206V136H205ZM32 138H33V137H32ZM41 138H42V137H41ZM53 138H54V137H53ZM107 138H108V136H107ZM123 138H122V139H123ZM127 138H125L126 141H127ZM130 138H129V139H130ZM152 138H153L154 141H152ZM168 138L171 139L170 136H169ZM185 138H183V139H185ZM200 138L203 139L202 136H201ZM211 138H212V137H211ZM84 139H85V138H84ZM86 139H87V138H86ZM86 139H85V140H86ZM90 139H91V138H90ZM100 139H99V140H100ZM109 139H110V138H109ZM132 139H133V138H132ZM132 139H131V140H132ZM143 139H144V138H143ZM143 139H141V140L143 141ZM166 139H167V138H166ZM174 139H172L171 141H174ZM176 139L178 140V138H176ZM183 139H180V140L182 141ZM204 139H205V138H204ZM206 139H208V138H206ZM42 140H43V139H42ZM78 140H81L82 143H83L82 138H81V139L78 138ZM87 140H88V142H90L89 139H87ZM91 140H92V139H91ZM97 140H98V139H97ZM112 140H113V139H112ZM123 140H124V139H123ZM125 140H124V141H125ZM133 140H134V139H133ZM145 140H144V142H145ZM147 140H146V141H147ZM163 140H165V139H163ZM188 140H189V139H188ZM190 140H194V138H192V139H190ZM196 140H197V139H196ZM196 140H195V141H196ZM198 140H199V138H198ZM261 140H262V139H261ZM0 141H1V139H0ZM8 141H9V140H8ZM59 141H60V140H59ZM67 141H68V140H67ZM103 141H104V139H103ZM126 141H125V142H126ZM128 141H129V142H128ZM128 141H127V142H128L129 144H131V145H130L131 147H130L129 145H128V146L132 149V147H133V145H134V142H133V141H130V140H128ZM134 141H135V140H134ZM142 141H141V142H142ZM158 141H159V143H156V144L154 143V144H153V145H155V147H157L156 145H159V146L161 145L160 147L163 148L162 145H164L165 142H167V141L170 142L169 140H165L163 144H162V143L160 144V141H161V140L158 139ZM158 141H157V142H158ZM199 141H200V140H199ZM212 141H213V140H212ZM13 142H14V141H13ZM20 142H21V141H20ZM78 142H79V141H78ZM92 142H93V141H91V143H92ZM104 142H105V141H104ZM106 142H108V139H106ZM117 142H118V141H117ZM130 142H131V143H130ZM144 142H142V143H144ZM148 142H150V141H147V143H148ZM161 142H162V141H161ZM184 142H185V141H184ZM190 142L193 143L192 141H190ZM190 142L188 141V145H189ZM24 143H25V142H24ZM56 143H57V142H56ZM74 143H75V142H74ZM80 143H81V142H80ZM80 143H79V144H80ZM109 143H110V140H109ZM115 143H116V142L112 143V144H113L112 147L114 146ZM119 143H120V142H118V144L116 143L117 146H116V144H115L114 148H115V147L118 148V146L120 147V144H119ZM122 143H123V142H122ZM122 143H121V144H122ZM128 143H127V144H128ZM170 143H172V145H171V148H172V146H174V145H173L174 142H170ZM170 143H169V144H170ZM180 143H182V142H180ZM186 143H187V141H186ZM196 143H197V142H196ZM204 143H205V142H204ZM83 144H84V143H83ZM83 144H82V145H83ZM86 144H87V143H86ZM97 144H98V143H96V145H97ZM110 144H111V143H110ZM123 144H124V143H123ZM123 144H122V145H123ZM132 144H133V145H132ZM144 144L146 145V142H145ZM152 144L149 143V145H146V146H147V147H148V146H153ZM261 144H262V142H261ZM20 145H21V144H20ZM61 145H62V144H61ZM77 145H78V144H77ZM87 145H88V144H87ZM87 145L85 146V148L87 147ZM90 145H91V144H90ZM104 145H105V144H104ZM138 145H139V146H138ZM138 145H137V146L139 147V149L136 147L135 150H137V149H138L139 151L142 150V152H144V154H145V155H143V156L145 157L144 159H147L146 156H148V157L150 156V155H149V154H150V153H149V150H150V152H152L151 149H153L154 147H151V148L149 149V148H147V147L145 146V148H147V151H143V149H145V148L143 147L144 145L141 144L143 149H140V146H141V145H140V142L138 143ZM166 145H167V143H166ZM175 145H177L176 142H175ZM182 145H183V144H182ZM184 145H185V144H184ZM188 145H186V146H182V147L180 146V148L187 147ZM191 145H192V144H191ZM194 145H195V144H193V148H194ZM207 145H208V144H207ZM27 146H28V145H27ZM27 146H26V147H27ZM93 146H94V145H93ZM123 146H124V145H123ZM18 147H19V146H18ZM69 147H70V146H69ZM95 147H96V146H95ZM98 147H100L99 144H98ZM110 147H111V146H110ZM121 147H122V146H121ZM124 147H127V145L124 146ZM124 147L120 148L121 150H123V152L118 148V149L122 152V156H123V153L125 154V151H124V150H125L126 148L123 149ZM164 147H165V146H164ZM174 147H175V146H174ZM174 147H173V149H171L170 152H169V154H171V155H170L171 158L174 157V156L172 157V154L175 155L176 152H178V153L180 152L179 147L177 148V146H176V148L179 149V150L174 151L175 153H174V152L171 153V151L174 150ZM197 147H199V146H197ZM204 147H205V146H204ZM43 148H44V147H43ZM80 148H81V145H80ZM82 148H83V147H82ZM87 148H88V150H89V147H87ZM87 148H86V149H87ZM90 148H92V145L90 146ZM96 148H97V147H96ZM101 148H103V147H101ZM114 148H113V149L109 148V150H108L107 148H106V149L103 148V150L99 148L100 151L102 150L101 152L99 151V155L102 157V156H103L102 153H103V154L105 153V152H103L104 150L107 152L108 155H109V154L111 155V151H110V149H111V150H115L116 148H115V149H114ZM158 148H159V147H158ZM165 148H166L165 150L170 149V145H169V148H168V147H165ZM167 148H168V149H167ZM188 148H190V147L188 146ZM188 148H187V149H188ZM26 149H27V148H26ZM47 149H48V148H47ZM47 149H46V150H47ZM72 149H74V148L72 147ZM78 149H79V148L77 147V150H78ZM99 149L96 150L97 153H98V150H99ZM156 149H157V148H156ZM160 149H161V148H160ZM187 149L185 148V149H184L185 151L183 150L181 153L183 154V153L185 152V154H188V151L191 150V149H189V150H187ZM194 149H197V148H194ZM81 150H82V153H83L84 150H83V149H81ZM81 150L79 149L80 152H81ZM119 150H118V151H119ZM127 150H128V149H127ZM127 150H126V152H129V151H130V149H129V151H127ZM161 150H163V149H161ZM186 150H187V151H186ZM197 150H198V149H197ZM3 151H4V150H3ZM10 151H12V150H10ZM75 151H76V150H75ZM79 151H78V153H79ZM90 151H91V149H90ZM109 151H110V153H108ZM120 151H119V152H120ZM153 151L157 152L156 150H153ZM163 151H164V150H163ZM193 151H194V150H193ZM4 152H5V151H4ZM65 152H66V151H65ZM85 152H86V151H85ZM85 152H84V153H85ZM87 152L89 153V151H87ZM87 152H86V153H87ZM112 152H113V151H112ZM116 152H117V151H116ZM119 152H117V153H114V152H113L112 154H118ZM121 152H120V154H121ZM134 152H135V151H134ZM134 152H133V153H134ZM140 152H141V151H140ZM145 152H147V153H149V154H147V153H145ZM155 152H152L151 155L154 154ZM165 152H167V154H168V151H164L162 154L165 155V154H166ZM186 152H187V153H186ZM235 152H236V151H235ZM14 153H15V152H14ZM17 153H18V152H17ZM67 153H69V152H67ZM82 153H80V155H82ZM92 153H93V152H92ZM97 153H96V154H97ZM100 153H101V154H100ZM133 153L131 154V157L129 158V159H131V160H133V159H132V157H133L132 155H134L135 153H136V155H138L139 152L137 153V151H136L134 154H133ZM158 153H159V150H158ZM178 153H176V154L178 155ZM220 153H221V152H220ZM52 154H53V153H52ZM71 154H72V153H71ZM75 154H76V153H75ZM105 154H106V153H105ZM105 154H104V155H105ZM107 154H106V155H107ZM120 154H118V156H119ZM159 154H160V156H161V152H160ZM179 154H180V153H179ZM25 155H26V154H25ZM77 155H79V154H77ZM83 155H84V154H83ZM83 155L80 156V157L83 158ZM90 155H93V154H90ZM99 155H98V156H99ZM106 155H105V156H106ZM136 155H135V158H136V160H137L136 162H138V163L141 162V161H139V160L137 159V158H142V157H140V156H142L141 153L139 154L140 156L138 155L139 157H137ZM218 155H219V154H218ZM218 155H217V157H218ZM257 155H258V154H257ZM62 156H63V155H62ZM65 156H66V155H65ZM69 156H70V158H71L72 155H69ZM85 156H86V155H85ZM88 156H89V155H88ZM105 156H103V157H104V158H103L104 160H103L102 158H101L100 160H102L103 163H105L106 165H107L108 162H110V161L114 162L115 159H116V160L118 159V156H117V157L115 156V159H114V158H111L112 160L109 159V157H111V156H107L108 158L105 157ZM112 156H113V155H112ZM129 156H130V155H129ZM156 156H158V155L156 154ZM160 156H158V157H160ZM175 156H176V155H175ZM197 156H198V155H197ZM201 156H202V155H201ZM24 157H25V156H24ZM73 157H74V155H73ZM73 157H72V159H73ZM86 157H87V156H86ZM90 157H91V156H90ZM92 157H93V156H92ZM96 157H97V155H96ZM96 157H94V158H96ZM113 157H114V156H113ZM120 157H121V156H119V158H120ZM150 157H151V156H150ZM152 157H155V155H153ZM158 157H155V158H156V159H159ZM161 157H162L164 160H165V158L168 159V155H167V157H166V156H161ZM178 157H179V158L174 157L173 160H174V159H178V160H175V161L181 163V162H183L182 158L185 157V155H183V157H182V155L180 154ZM180 157H182V158H180ZM213 157H214V156H213ZM18 158H19V157H18ZM74 158L76 159V157H74ZM78 158H79V157H78ZM124 158H125V155H124ZM135 158H134L133 162L135 161ZM155 158H154V160L156 161ZM214 158H215V157H214ZM0 159H1V158H0ZM16 159H17V158H16ZM23 159H24V158H23ZM60 159H61V158H60ZM64 159H65V158H64ZM85 159H86V158H85ZM105 159H107L108 161H107V160L105 161ZM120 159H122V157H121ZM120 159H119V160H120ZM129 159H127V160H129ZM144 159L142 160V162L144 161ZM149 159H150V158H148V160H149ZM163 159H159V160H163ZM179 159H180V160H179ZM187 159L189 160L190 157H188ZM191 159H192V158H191ZM209 159H210V158H209ZM1 160H2V159H1ZM20 160H21V159H20ZM48 160H49V159H48ZM67 160H68V159H67ZM77 160H78V159H77ZM79 160H81V159L79 158ZM83 160H84V159H83ZM88 160H90V159H88ZM88 160H86V161H88ZM94 160H95V159H94ZM100 160H99V162H100ZM123 160L125 161V159H123ZM148 160H145V163L147 162V163H146L147 165H148ZM152 160H153V159H152ZM169 160H171V159H169ZM181 160H182V161H181ZM207 160H208V159H207ZM207 160H206V161H207ZM226 160H227V159H226ZM46 161H47V160H46ZM50 161H52V159H51ZM50 161H49V162H50ZM65 161H66V160H65ZM65 161H64V164H65ZM70 161H71V160H69V162H70ZM81 161H82V160H81ZM121 161H122V160H121ZM121 161H120V162H121ZM124 161H122V163H123ZM47 162H48V161H47ZM57 162H58V161H57ZM57 162H56V164H57ZM59 162H60V161H59ZM61 162H62V161H61ZM61 162H60V163H61ZM76 162H77L78 165H79V161H76ZM97 162H98V160H97ZM106 162H107V163H106ZM112 162L109 163V164H112ZM120 162L118 163V161H117L116 163L119 165ZM149 162H150V161H149ZM159 162H160V161H159ZM172 162H174V161H172ZM244 162H245V161H244ZM246 162H247V161H246ZM262 162H263V161H262ZM22 163H23V162H22ZM51 163H52V162H51ZM51 163H50V164H51ZM66 163H67V162H66ZM72 163H73V162H72ZM74 163H75V161H74ZM83 163H84V162H83ZM93 163H94V162H93ZM100 163H101L100 165L98 164L100 167L104 165L102 162H100ZM134 163H135V162H134ZM134 163L132 164L131 161H130V164H132L133 166L135 165ZM152 163H153V161H152ZM161 163H162V161H161ZM161 163H160V164H161ZM164 163H166V162L164 161ZM167 163L170 164L171 162H167ZM27 164H28V163H27ZM33 164H34V163H33ZM33 164H32V165H33ZM64 164H62V165H64ZM68 164H69V163H67V165H68ZM70 164H71V163H70ZM80 164H81V163H80ZM85 164H87V163H85ZM102 164H103V165H102ZM130 164L127 163V166L129 165L130 169H133V171H136V172H134V173H137V172L140 173V171H138V169H137V170H134V168H136V167L139 168L138 165H136V167L134 166V168H132L133 166L131 167ZM139 164H141V163H139ZM146 164H145V165L142 164V168H141V170L143 169V166H144V167L146 166ZM157 164H158V163H156L155 165L152 164V165H148V166H156ZM168 164H167V166H168ZM172 164L175 165L176 163H175V164L172 163ZM189 164H190V163H189ZM247 164H248V163H247ZM260 164H261V163H260ZM23 165H24V164H23ZM52 165H54V164H52ZM58 165H59V164H58ZM65 165H66V164H65ZM72 165H73V164H72ZM76 165H77V164H76ZM81 165H82V164H81ZM83 165H84V164H83ZM87 165H88V164H87ZM87 165H86V166H87ZM90 165H91V164H90ZM93 165H94V167H95V163H94ZM106 165H105V166H106ZM164 165H165V164H164ZM164 165H162V166H164ZM176 165H177V164H176ZM176 165H175V166H176ZM240 165H241V164H240ZM252 165H253V164H252ZM261 165H263V164H261ZM16 166H17V165H16ZM28 166H29V165H28ZM33 166H34V165H33ZM56 166H57V165H56ZM60 166H61V165H60ZM70 166H71V165H70ZM86 166H85V167H86ZM99 166H98V167H99ZM105 166H104V167H105ZM111 166H112V168H111L110 166H109L110 168H109V167H106V168H109L110 170L113 169V167L115 166V163H114L113 165H111ZM121 166H122V165H121ZM123 166H124V165H123ZM123 166H122V168H123ZM245 166H246V165H245ZM21 167H22V166H21ZM30 167H31V165H30ZM48 167H49V166H48ZM51 167H52V166H51ZM61 167L64 168V166H61ZM67 167H68V166H67ZM76 167H77V166H76ZM92 167H93V166H92ZM94 167H93V169H94ZM104 167H103V169H104ZM129 167H128V168H129ZM140 167H141V166H140ZM146 167H147V166H146ZM158 167H160V166L158 165ZM176 167H177V166H176ZM46 168H47V167H46ZM63 168H62V169H63ZM65 168H66V167H65ZM86 168H90V167H86ZM106 168H105V169H106ZM122 168L119 166V169L116 170L115 167H114L113 170H114V171H115V170H116V171H118V170H119V171H122V170H120V169H122ZM150 168H153V169H154V167H149L148 169H150ZM155 168H156V167H155ZM163 168H165V167H163ZM258 168H259V167H258ZM11 169H12V168H11ZM23 169H24V168H23ZM34 169H35V167L32 168V170H34ZM44 169H45V168H44ZM52 169H53V168H52ZM68 169H69V168H68ZM74 169H75V168H74ZM77 169H78V168H77ZM96 169H97V166H96ZM99 169L101 170V168H99ZM103 169L100 171V173H102V171H104ZM109 169H107V171H106V170L104 171V172H107V173H108V175H107L108 178H109V176L111 175L110 172H112V170H111L110 172H108ZM126 169H127V168H126ZM139 169H140V168H139ZM144 169H146V171H147V168H144ZM28 170H30L29 167H28ZM72 170H73V169H72ZM78 170H80V168H79ZM78 170H76L75 173H77ZM81 170H82V168H81ZM86 170H87V169H86ZM127 170H128V169H127ZM151 170H152V169H151ZM154 170H157V169H154ZM159 170H161V169H159ZM165 170H166V169H165ZM262 170H263V169H262ZM24 171H25V170H24ZM26 171H27V169H26ZM45 171H46V170H45ZM60 171H61V170H60ZM69 171H71V169H70ZM74 171H75V170H74ZM87 171H88V170H87ZM97 171H99V170L97 169ZM97 171H96V170L94 171L95 174H97ZM114 171H113V172H114ZM119 171H118V172H119ZM128 171H129V170H128ZM133 171H130V172H127V171H126V172H127V173H125L126 175L132 173V175H134V176H131V174H130V176H129V175H127V176L125 175V177H122V181H121V182H120V181H118V182L116 181L117 184L115 183V186L119 185V186L121 187L122 185H120V183H122L124 180H126V179H128V180H129V179L132 180L131 177H134V178H135V176H139V174H138V175L134 174ZM148 171H149V170H148ZM148 171H147V172H148ZM184 171H187V170H184ZM1 172L4 173V170L1 171ZM21 172H22V171H21ZM50 172H51V171H50ZM80 172H81V171H80ZM80 172H78V173H80ZM83 172L86 173L85 171H83ZM113 172H112V173H113ZM147 172H145L146 174L143 172V174H145V175L152 174V176H153V174H154L156 171H153L154 173H152V172L149 173V172H148V174H147ZM161 172H163V170H161L159 173H161ZM182 172H183V171H182ZM188 172H190V170H189ZM188 172H187V173H188ZM252 172H253V171H252ZM260 172L263 173L262 171H260ZM8 173H9V172H8ZM16 173H17V172H16ZM55 173H56V172H55ZM58 173H59V172H58ZM65 173H66V172H65ZM65 173H64V174H65ZM68 173H69V172H68ZM68 173H66V174H68ZM78 173H77V174H78ZM84 173H83V174H84ZM90 173H93V172H90ZM90 173H89V174H90ZM98 173H99V172H98ZM100 173L97 174V176L99 175V176L101 177V174H100ZM107 173H106V174H107ZM123 173H124V172H123ZM157 173H158V172H157ZM159 173H158V174H159ZM164 173H165V172H164ZM169 173H170V172H169ZM26 174L29 175L30 173H28V172H27V173H24V175H26ZM59 174H60V173H59ZM64 174H63V175H64ZM73 174H74V172H73ZM104 174H105V173H104ZM104 174H103V175H104ZM113 174H114V175H118V174H120V172H119V173L115 172V173H113ZM143 174L141 173L142 176H144ZM158 174H157V175H158ZM231 174H232V173H231ZM0 175H1V173H0ZM4 175H5V174H4ZM16 175H17V174H16ZM48 175H50V173H49ZM63 175L61 174L62 177H64ZM68 175H69V174H68ZM68 175H67V176H68ZM75 175H76V174H75ZM75 175H74V176H75ZM79 175H80V174H79ZM85 175H86V174H85ZM87 175H88V174H87ZM87 175H86V176H87ZM91 175H93V174H91ZM91 175H90V176H91ZM114 175H113V176H114ZM141 175L139 176L140 178L142 177ZM157 175H156V177H157ZM171 175H172V174H171ZM171 175H170V176H171ZM234 175H235V174H234ZM263 175H264V174H263ZM6 176H7V175H6ZM13 176H14V175H13ZM13 176H12V177H13ZM17 176H19V175H17ZM17 176H16V177H17ZM20 176H21V175H20ZM20 176H19V177H20ZM26 176H27V175H26ZM31 176H34V175L32 174ZM36 176H37V175H35V178H36ZM38 176H39V175H38ZM57 176H60V175H57ZM61 176H60V177H61ZM81 176H82V174L80 175V178H81L82 180H79V181H81V183L84 184V181L86 180V178L83 179ZM97 176H96V180H97V178H98ZM122 176H124V175H122ZM163 176H164V175H163ZM163 176H162V177H163ZM170 176H168V177H170ZM19 177H18V179H19ZM22 177H23V175H22ZM22 177H21V178H22ZM24 177H25V176H24ZM46 177H47V176H46ZM75 177H76V176H75ZM77 177H78V176H77ZM111 177H112V176H111ZM115 177H116V176H114V178L112 177L110 180L113 182V181H114L113 179H115ZM126 177H127V178H126ZM128 177H129V178H128ZM144 177H145V176H144ZM147 177H148V176H147ZM166 177H167V176H166ZM257 177H258V176H257ZM1 178H2V177H1ZM7 178H8V177H7ZM9 178H10V177H9ZM29 178H31V177H29ZM51 178H52V177H51ZM64 178H65V177H64ZM71 178H72V177H71ZM94 178H95V177H94ZM102 178H103V176H102ZM124 178H125V179H124ZM134 178H133V180L131 181V183H132L133 181L137 183V182H139V180H141V179L138 178L139 180L137 181V180H134ZM157 178H158V177H157ZM157 178L153 179V177H152V179H151V177H150V178H149L150 180H148V178H147V180H148V182L151 181V180H154V182H155V180H156ZM159 178H160V176H159ZM171 178H172V177H171ZM171 178H170V179H171ZM4 179H6V178H4ZM14 179H15V178H14ZM18 179H17V180H18ZM24 179H26V178H24ZM31 179H32V178H31ZM33 179H34V178H33ZM47 179H48V177H47ZM65 179H66V180H64V181H67V178H65ZM98 179H99V180L97 181L98 183H97V182H96V183H91V182H93V181L95 182V181H96L95 179H92V181H91V179H87L86 182L90 180V181H89V184H90V183L92 184V185L90 184L91 187H93V186L96 187V185L98 186L99 183H101V185H102V184L105 185V183L107 182V180H106L104 183H102L104 180L101 179V178H98ZM100 179L103 180V181H101ZM116 179H117V178H116ZM119 179H120V175H119ZM135 179H137V178H135ZM145 179H146V178H145ZM162 179H163V178H162ZM165 179H166V178H165ZM170 179L167 178V180H170ZM11 180H12V179H11ZM11 180H10V181H11ZM20 180H21V179H20ZM27 180H28V179H27ZM34 180H36V179H34ZM52 180H53V179H52ZM62 180H63V178H62ZM68 180H69V179H68ZM83 180H84V181H83ZM110 180H109V181H110ZM128 180H126V181H128ZM142 180H144V178H142ZM158 180H159V179H158ZM250 180H251V179H250ZM10 181L7 180V182H10ZM15 181H16V180H15ZM32 181H33V180H32ZM32 181H31V182H32ZM55 181H57V180H55ZM73 181H74V180H73ZM99 181H101V182H99ZM111 181H110V182H111ZM126 181L124 182V184H125V183L127 184ZM156 181H157V180H156ZM159 181H160V180H159ZM164 181H165V180H164ZM261 181H262V180H261ZM0 182H1V180H0ZM3 182H4V181H3ZM3 182H2V183H3ZM5 182H6V180H5ZM12 182H13V181H12ZM12 182H11V183H8V184H13ZM16 182H17V181H16ZM69 182L71 183L70 180H69ZM75 182H76V180H75ZM119 182H120V183H119ZM134 182H133V183H134ZM148 182H147V181H145V182H144V181L141 182L142 187H141V185H139V186L142 188L140 193H143L142 190H145V192H144L145 194H146V193H149V192L146 191L147 189L149 190V188H146V189L143 188V183L146 184V183H148ZM154 182H153V183H154ZM165 182H166V181H165ZM239 182H240V181H239ZM14 183H15V182H14ZM28 183H30V182H28ZM32 183H33V182H32ZM52 183H53V182H52ZM66 183H68V182H66ZM77 183H78V182H76V184H77ZM79 183H80V182H79ZM153 183H152V184H153ZM19 184H22V181H21ZM25 184H26V183H25ZM72 184H74V182H73ZM83 184H82V186H86V185H87L86 183H85V185H83ZM94 184H96V185H94ZM122 184H123V183H122ZM138 184H139V183H138ZM138 184H137V185H138ZM154 184H157V182L154 183ZM154 184H153V185H154ZM161 184H162V183H161ZM256 184H257V183H255V185H256ZM1 185H2V184H1ZM15 185H16V184H15ZM28 185H30V184H28ZM28 185H27V187H29ZM63 185H64V182H63ZM69 185H70V184H69ZM79 185H80V184H79ZM99 185H100V184H99ZM109 185H110V184H109ZM109 185H107V187H108ZM112 185L114 186L113 183H112ZM128 185H129V181H128ZM132 185H136V184L134 183V184H132ZM132 185H129L130 188L133 187ZM148 185H150V182L148 183ZM148 185H146V186L149 187ZM153 185H152V186H153ZM164 185H165V184H164ZM225 185H226V184H225ZM244 185H245V184H244ZM261 185H262V184H261ZM8 186H9V185H8ZM17 186H18V184H17ZM19 186H20V185H19ZM61 186H62V183H61ZM64 186H65V185H64ZM66 186H67V185H66ZM71 186H72V185H71ZM119 186H118V187H119ZM129 186H128V187H127V186L124 187V189H123L122 187H121L122 189H121V188H119V189H121V192H122V191L125 192V189H126V188L130 189ZM146 186L144 185V187H146ZM154 186H156V185H154ZM182 186H183V185H182ZM242 186H243V185H242ZM249 186H250V185H249ZM262 186H263V185H262ZM3 187H4V186H3ZM13 187L15 188L14 185H13ZM22 187L24 188V185L21 186V188H22ZM77 187H79V186L77 185ZM77 187H76V188H77ZM86 187H88V186H86ZM86 187H85V188H86ZM101 187H103V188H101ZM101 187H99V189H98V187H97V190L100 191V188H101V191H104L105 189L108 190V188H106V187L104 188L103 185H102ZM111 187H112V186H111ZM134 187H136V186H134ZM134 187H133V188H134ZM197 187H198V186H197ZM257 187H258V186H257ZM4 188H5V187H4ZM4 188H3V189H4ZM11 188H12V187H11ZM68 188H69V187H68ZM68 188H67V189H68ZM76 188H75V189H76ZM81 188H82V187H81ZM89 188H90V186L87 188V190H89ZM137 188L139 189V187H137ZM151 188H153V187H151ZM151 188H150V189H151ZM166 188H167V187H166ZM251 188H253V186H251ZM251 188H250V189H251ZM259 188H260V186H259ZM3 189H2V190H3ZM18 189H19V187H18ZM18 189H17V190H18ZM65 189H66V188H65ZM69 189H70V188H69ZM77 189H79V188H77ZM111 189H112V188H111ZM111 189L109 188V191H111ZM119 189H118V190H119ZM138 189H137V192H135V194H136V195H135L136 198H137V193L139 192ZM256 189H257V188H256ZM260 189H261V188H260ZM262 189H263V188H262ZM0 190H1V188H0ZM5 190H6V188H5ZM8 190H9V189H8ZM55 190H56V189H55ZM70 190H71V189H70ZM90 190H92V189L90 188ZM94 190H95L96 192H93ZM97 190H96V188H95V189H93V191H90V192L96 193L95 195L97 196V192H98ZM72 191H73V190H72ZM72 191H70V192H72ZM74 191H75V190H74ZM80 191H81V190H80ZM82 191H83V190H82ZM84 191H85V190H84ZM101 191H100V192H101ZM113 191H117V190H116V189H115V190L113 189ZM113 191L109 193L110 196H111V194L113 195V194L116 193V192L113 193ZM119 191H120V190H119ZM126 191H127V190H126ZM128 191H129V190H128ZM248 191H249V190H248ZM3 192H4V191H3ZM3 192H2V193H3ZM9 192H10V191H9ZM67 192L69 193V191H66V193H67ZM77 192H78V191H77ZM100 192H99V194H100ZM107 192H108V191H107ZM107 192L104 191V193L108 194ZM130 192H131V191H130ZM132 192H133V190H132ZM152 192H153V191H152ZM166 192H167V191H166ZM228 192H229V191H228ZM249 192H250V191H249ZM252 192H253V191H252ZM63 193H64V189H63ZM63 193H62V194H63ZM66 193L64 194V196L66 195ZM72 193H73V192H72ZM78 193H79V192H78ZM80 193H82V192H80ZM88 193H89V192H88ZM88 193L86 192V194H88ZM93 193H92V194H93ZM101 193H102V192H101ZM104 193H102V194H104ZM118 193H120V192L117 191V194H118ZM125 193H126V192H125ZM125 193H123V195H122V193H120L121 195L119 194V197L124 196ZM170 193H171V192H170ZM25 194H26V193H25ZM82 194H84V193H82ZM92 194L90 195V197L92 196V199H93L94 196H93ZM102 194H101V195H102ZM109 194H108V196H109ZM117 194H115V195H117ZM126 194H127V193H126ZM130 194H131V193H129V195H130ZM257 194H258V193H257ZM261 194H262V193H261ZM263 194H264V193H263ZM263 194H262V195H263ZM20 195H21V194H20ZM71 195H72V194H71ZM71 195H70V196H71ZM76 195H77V194H76ZM76 195L74 194V196H72V197H76V198H77ZM80 195H81V194H80ZM88 195H89V194H88ZM104 195H105V194H104ZM104 195H103V196H104ZM115 195H114V196H115ZM140 195H142V194H140ZM140 195H139V193H138V196H140ZM143 195H144V194H143ZM146 195H147V194H146ZM157 195H158V194H157ZM233 195H234V194H233ZM248 195H249V194H248ZM255 195H256V194H255ZM23 196H24V195H23ZM67 196H68V194H67ZM86 196H87V195H85V197H86ZM98 196H99V195H98ZM98 196H97L98 201H101V200H102V202H103V199H100ZM110 196H109V197H110ZM114 196H113V198H114V200H115V198H116L117 196H115V197H114ZM125 196H128V194L125 195ZM125 196H124V198H125ZM133 196H134V193H133ZM135 196H134V199H136ZM152 196H154V194H153ZM1 197H2V196H1ZM24 197H25V196H24ZM65 197H66V196H65ZM68 197H69V196H68ZM85 197H84V195H83V201H85V200L87 201V198H85ZM90 197H89V198H90ZM106 197H107V195H106ZM129 197H132V196H129ZM158 197H159V195H158ZM173 197H174V196H173ZM222 197H223V196H222ZM257 197H259V196H257ZM262 197H263V196H262ZM49 198H50V195H49ZM56 198H57V197H56ZM70 198H71V197H70ZM78 198H79V197H78ZM81 198H82V195H81ZM97 198H96V199H97ZM102 198H103V197H102ZM110 198H111V197H110ZM113 198H112L111 200H113ZM117 198H118V197H117ZM117 198H116V199H117ZM121 198H122V197H121ZM121 198H119V200H120ZM124 198H122V199L125 200ZM138 198H139V197H138ZM138 198H137V199H138ZM141 198H142V197H141ZM156 198H157V197H156ZM247 198H248V197H247ZM259 198H260V197H259ZM259 198H257V199H259ZM72 199H74V198H71V200H72ZM90 199H91V198H90ZM96 199H94V202H93V200H91V202H89V200L87 201V202H89V204L91 203L89 207H88L89 204L87 205V203H85V204L87 205V209H88V208L93 209V214H94V212L98 213V209H95V206H94L93 208H91V207H92V202H93V205H95V203H96V202H95ZM104 199H105V198H104ZM137 199H136V200H137ZM166 199H167V198H166ZM215 199H216V198H215ZM257 199H256V200H257ZM4 200H5V199H4ZM67 200H68V199H67ZM79 200H80V198L78 199V202H79ZM117 200H118V199H117ZM119 200H118V201H119ZM123 200H120V201H123ZM126 200H128V199L126 198ZM126 200H125V202H126ZM130 200H132V201L130 202V203H132V202H133V198H132V199H129L128 202H129ZM136 200H135V201H136ZM142 200H144V199L142 198ZM154 200H155V199H154ZM160 200H161V199H159L158 201H160ZM252 200H253V199H252ZM256 200L254 199V202H255ZM262 200H263V199H262ZM262 200H261V201H262ZM98 201H97V202H98ZM109 201H110V199H109ZM118 201H115V202H118ZM137 201H139V200H137ZM137 201H136V202H137ZM150 201H152V200H150ZM50 202H51V201H50ZM53 202H54V201H53ZM68 202L70 203V201H68ZM75 202H77V201H74L73 203H75ZM78 202H77V203H78ZM102 202H100V204H101ZM113 202H114V201H112V205H113ZM143 202H145V201H143ZM152 202H154V201H152ZM155 202H156V201H155ZM249 202H250V201H249ZM251 202H252V201H251ZM61 203H62V202H61ZM65 203H66V202H65ZM81 203H84V202H80L79 204L81 205ZM247 203H248V202H247ZM262 203H263V202H262ZM59 204H60V203H58V205H59ZM62 204H63V203H62ZM97 204H98V206H102L104 203H102V205H99V203H97ZM105 204H106V202H105ZM242 204H243V203H242ZM251 204H252V203H251ZM253 204H254V203H253ZM255 204H256V202H255ZM15 205H16V204H15ZM64 205H66V204H64ZM67 205H68V204H67ZM83 205H84V204H83ZM86 205H84L85 207L83 206L84 209H86ZM106 205H107V204H106ZM114 205H115V203H114ZM114 205H113V206H114ZM126 205H127V203H126ZM128 205H130V204L128 203ZM128 205H127V206H128ZM0 206H1V205H0ZM10 206H11V205H10ZM22 206H24V205L22 204ZM45 206H46V205H45ZM48 206H49V205H48ZM55 206H57V205H55ZM72 206H74V207L76 206L75 208H77V209L79 208V205H76V204H75V205L72 204ZM81 206H82V205H81ZM103 206H104V205H103ZM103 206H102V208L105 207V206H104V207H103ZM107 206H108V205H107ZM113 206L111 207V204H110L111 209L114 210V212H116L115 209H113ZM115 206H117V204H116ZM230 206H231V205H230ZM36 207H37V206H36ZM57 207H59V206H57ZM64 207H65V206H64ZM68 207H69V205H68ZM74 207L72 208V207L70 206V208H72L73 210H75ZM120 207H123V208H124V205H123V206L120 205ZM131 207H132V206H131ZM134 207H135V206H134ZM248 207H249V206H248ZM70 208H69V209H70ZM81 208H82V207H81ZM81 208H80V210H81ZM108 208H109V206H108ZM36 209H37V208H36ZM57 209L59 210V208H57ZM57 209H56V210H57ZM64 209H66V208H64ZM87 209H86V210H87ZM90 209H88V212L91 211ZM94 209L97 210V211H94ZM100 209H101V208H100ZM100 209H99V212L102 210V209H101V210H100ZM118 209L120 210L121 213H122V211H126V212L129 211V210L127 211V210H124V209L122 210L121 208H118ZM125 209H126V208H125ZM127 209H128V208H127ZM130 209H131V208H130ZM132 209H133V208H132ZM205 209H206V208H205ZM253 209H254V207H253ZM56 210H53V211H56ZM61 210H62V209H61ZM67 210H68V209H67ZM67 210H66V211H67ZM80 210H79V211H80ZM112 210H111V211H112ZM119 210H118V211H119ZM163 210H164V209H163ZM36 211H37V210H36ZM59 211H60V210H59ZM62 211H63V210H62ZM62 211H61V212H62ZM68 211H69V210H68ZM68 211H67V212H68ZM79 211H78V213H79ZM82 211H83V209H82ZM82 211H81V214H83ZM103 211H106V210L103 209L101 213H103ZM256 211H257V209H256ZM33 212H34V211H33ZM49 212H50V211H49ZM63 212H65V211H63ZM70 212H71V209H70L69 213H70ZM83 212H86V213H84V214H86V216L83 215V218L85 217V219H86L88 213H87V211H83ZM112 212H113V211H112ZM146 212H147V210H146ZM212 212H213V211H212ZM259 212H260V211H259ZM56 213H57V212H55V216L52 214V215H53L52 218L54 217V219H55L56 217L59 216V214H61V213H59L58 216H56ZM71 213H72V215H74V214L77 215V214H76L77 211H76L75 213H74V212H71ZM73 213H74V214H73ZM90 213H91V212H90ZM90 213H89V215H88V218L91 219L92 223L90 222V220H89L88 218H87V219H88V221H89L91 224H93L96 220L93 221L94 218L92 219V218H90L89 216H92V217H93V216H95V215H92V214H90ZM117 213H118V212H117ZM121 213H120V214H121ZM124 213H125V212H124ZM21 214H22V213H21ZM50 214H51V213H50ZM67 214H68V213H67ZM67 214H66V215H67ZM81 214H80V215H81ZM115 214H116V213H114V216H115ZM120 214H119V215H120ZM212 214H213V213H212ZM238 214H239V213H238ZM64 215H65V214H64ZM66 215H65V217H67ZM72 215H70V216L68 215L69 218L67 217V219H68L67 222H68V221L70 222L71 220L74 221V220L76 219V220L74 221L75 223L72 222V223L76 224V223L78 222L77 220L79 219V216H78L79 214L77 215L78 217L74 215L75 218H74V216H72ZM100 215H101V214H100ZM106 215H109V213H107V211H106ZM119 215H118V217H119ZM149 215H150V214H149ZM262 215H263V214H262ZM103 216H104V215H103ZM109 216H110V215H109ZM109 216H108V217L106 216V219L110 220ZM111 216L113 217V215H111ZM121 216H122V215H121ZM121 216H120V217H121ZM123 216H124V215H123ZM125 216H126V215H125ZM128 216H129V215H128ZM239 216H240V215H239ZM241 216H242V215H241ZM252 216H253V215H252ZM254 216H255V214H254ZM256 216L261 217L259 214L256 215ZM28 217H29V216H28ZM49 217H51V216H49ZM59 217H61V215H60ZM62 217H63V215H62ZM65 217H64V218H65ZM70 217H71V218H70ZM72 217L74 218V220L72 219ZM104 217H105V216H104ZM104 217H103V218H104ZM120 217H119V218H120ZM262 217H263V216H262ZM64 218H62V219H64ZM77 218H78V219H77ZM100 218H101V216H100ZM103 218H102V219H103ZM115 218H116V217H115ZM115 218H113V219H114L113 222H115ZM124 218H125V217H124ZM124 218H122V219H124ZM126 218H127V217H126ZM252 218H254V217H252ZM263 218H264V217H263ZM38 219H39V218H38ZM41 219H42V218H41ZM65 219H66V218H65ZM70 219H71V220H70ZM95 219H96V218H95ZM104 219H105V218H104ZM106 219H105V221H106ZM120 219H121V218H120ZM129 219H130V218H129ZM142 219H143V218H142ZM257 219H258V217H257ZM16 220H17V219H16ZM32 220H34V219H32ZM35 220H36V219H35ZM59 220H61V218L58 219V221H59ZM80 220H82V216H81V219H80ZM83 220H84V219H83ZM125 220H126V219H125ZM262 220H263V219H262ZM22 221H23V220H22ZM26 221H27V220H26ZM37 221H38V220H37ZM40 221H41V220H40ZM44 221H45V220H43V222H44ZM61 221H62V220H61ZM65 221H66V220H65ZM76 221H77V222H76ZM86 221H87V220H86ZM88 221H87V222H88ZM63 222H64V221H63ZM83 222H85V220H84ZM87 222H85V223H87ZM89 222H88V223H89ZM103 222H104V221H103ZM119 222H120V221H119ZM255 222H256V221H255ZM34 223L36 224L35 221H34ZM44 223H45V222H44ZM52 223H53V222H52ZM52 223H50V227H51V224H52ZM55 223H57V220L55 221ZM59 223L62 224V226H63V224H64L65 222L62 223V222L59 221L57 224H59ZM72 223H69V224L72 225V226L69 225V226H71V230L73 231L72 233H69L70 231L68 232V230L65 231L66 228H65L64 230L62 229V230H63L62 233H63V235H64V234L66 235V236L64 235L66 238H67V235H68L67 233H69V234H73V233H74V229H73L74 227H73V226H75V225H73ZM79 223H80V221L78 222V224H79ZM85 223L83 224V223L81 222V224H79V228L81 229L80 225H82V228H83V226L85 225ZM88 223H87L86 225H89ZM96 223H97V222H95V224H96ZM106 223H107V224L104 223V225H105V226H106V225L109 226L110 223H109L108 221H106ZM108 223H109V224H108ZM192 223H193V222H192ZM53 224H54V223H53ZM66 224H67V223H66ZM116 224H117V223H116ZM242 224H244V223H242ZM32 225H33V223H32ZM43 225H44V224H43ZM43 225H41V226H43ZM47 225H48V224H47ZM64 225H65V224H64ZM104 225H103V226H104ZM113 225H114V223H113ZM117 225H118V224H117ZM254 225H255V224H254ZM257 225H258V224H257ZM257 225H255V226H257ZM39 226H40V225H39ZM59 226H61V225H59ZM65 226H66V225H65ZM77 226H78V225H77ZM89 226H90V225H89ZM89 226H88V227H89ZM92 226H94V224H93ZM100 226H101V225H100ZM100 226L97 227V224H96V228H102V227H100ZM33 227H34V226H33ZM50 227H49V228H50ZM72 227H73V228H72ZM84 227H86L85 230H84V229H82V230H84L85 233H86L87 230H88L89 228H88L87 226H84ZM115 227H117V226L115 225ZM136 227H137V224H136ZM141 227H142V226H141ZM45 228H47V227H45ZM45 228H44V231H46ZM52 228H53V227H52ZM79 228H78V227H77V228L75 227V229H77L76 232L74 233L75 235H74V234H73V235H70V236L74 237V238H73L74 240L77 239V238L80 239V236L77 237V233H79V235H83V234H85V233H83L84 231L79 230ZM87 228H88V229H87ZM96 228L93 227V229H96ZM105 228H107V227H105ZM112 228H113V227H112ZM201 228H202V227H201ZM253 228H254V227H253ZM37 229H38V228H37ZM41 229H43V228H41ZM47 229H48V228H47ZM50 229H51V228H50ZM67 229H69V228H68V224H67ZM93 229H92V230H93ZM218 229H219V228H218ZM218 229H216V230H218ZM250 229H251V227H250ZM259 229H260V228H259ZM35 230H36V229L34 228V231H35ZM38 230H39V229H38ZM51 230H52V229H51ZM53 230L55 231V233H56V230H57V232L59 231L58 229L55 230V227H54ZM53 230H52V231H53ZM60 230H61V229H60ZM69 230H70V229H69ZM78 230H79V232H77ZM90 230H91V229H90ZM92 230H91V231H92ZM230 230H231V229H230ZM49 231H50V230H49ZM64 231L67 232V233H64ZM91 231H90V234L92 233ZM95 231H96V230H95ZM97 231H99V229H97ZM100 231H102V233H103V231H105V230H104V229H103V230L100 229ZM109 231H110V230H109ZM120 231H121V230H120ZM181 231H182V230H181ZM255 231H257V230H255ZM262 231H263V227H262ZM35 232H36V231H35ZM47 232H48V231H47ZM47 232H46V234H47ZM50 232H51V231H50ZM105 232H106V231H105ZM111 232H112V230L110 231V233H111ZM115 232H116V231L113 230V233H115ZM139 232H140V231H139ZM211 232H212V231H211ZM231 232H232V231H231ZM257 232H259V231H257ZM30 233H34V232H32V230H31ZM41 233H43V232H41ZM58 233H61V231H59ZM62 233H61V235H62ZM80 233H81V234H80ZM82 233H83V234H82ZM87 233H88V232H87ZM96 233H98V232H96ZM96 233L93 232V234H96ZM102 233H101V234H102ZM106 233H107V232H106ZM106 233H105V234H106ZM113 233H112V234H113ZM116 233H117V232H116ZM122 233H123V232H122ZM128 233H129V232H128ZM197 233H199V232H197ZM209 233H210V232H209ZM262 233H263V232H262ZM262 233H261V234H262ZM38 234H39V233H38ZM43 234H45V232H44ZM43 234H42V235H43ZM88 234H89V233H88ZM136 234H137V233H136ZM201 234H202V233H201ZM201 234H200V235H201ZM32 235H33V234H32ZM36 235H37V234H36ZM50 235H51V234H50ZM52 235H53V234H52ZM63 235H62V236H63ZM97 235H98V234H97ZM97 235H95V236H97ZM103 235H104V234H102V236H103ZM114 235H115V234H114ZM114 235H113V236H114ZM15 236H16V235H15ZM33 236H34V235H33ZM39 236L41 237L40 234H39ZM62 236L59 237V235L57 234V238H62ZM70 236H68V237L71 238ZM86 236H87V234H86ZM86 236H85V238H86ZM93 236H94V235H93ZM104 236H105V235H104ZM113 236H111V237H113ZM135 236H136V235H135ZM191 236H192V235H191ZM222 236H223V235H222ZM244 236H245V235H244ZM45 237H46V236H45ZM65 237L63 238V241H64V242L67 240ZM76 237H77V238H76ZM82 237H83V236H82ZM90 237H91V235H90ZM105 237H106V236H105ZM109 237H110V235H109ZM116 237H117V236H116ZM250 237H251V236H250ZM32 238H33V237H32ZM35 238H36V237H35ZM35 238H34V239H35ZM43 238H44V237H43ZM50 238H51V237H50ZM50 238H49V239H50ZM85 238H83L82 240H85ZM88 238H89V237H87L86 240H88ZM91 238H93V237H91ZM113 238H114V240H115V237H113ZM120 238H121V236H120ZM120 238H119V239H120ZM247 238H248V237H247ZM22 239H23V238H22ZM34 239H30V240L32 241V240H34ZM38 239H39V237H38ZM40 239H41V238H40ZM46 239H47V238H46ZM64 239H66V240H64ZM73 239H72V241H73ZM78 239H77V240H78ZM109 239H110V238H109ZM124 239H125V238H124ZM127 239H128V238H127ZM252 239H253V238H252ZM254 239H255V238H254ZM47 240H48V239H47ZM50 240H51V239H50ZM61 240H62V239H61ZM68 240H69V239H68ZM70 240H71V239H70ZM77 240H76V243H75V244H77V242H80V244L82 243V241H80V240L77 241ZM111 240H112V239H111ZM120 240H121V239H120ZM138 240H139V239H138ZM255 240H256V239H255ZM18 241H19V240H18ZM35 241H36V239H35ZM40 241H41V240H40ZM48 241H49V240H48ZM52 241H54V240H51V242H52ZM89 241H90V239H89ZM95 241H96V240H95ZM143 241H144V239H143ZM155 241H156V240H155ZM257 241H258V240H257ZM257 241H256V243H257ZM37 242H38V241H37ZM41 242H42V241H41ZM43 242H44V241H43ZM84 242H85V241H84ZM108 242H109V241H108ZM113 242H114V241H113ZM115 242H116V241H115ZM119 242H120V241H119ZM123 242H124V241H123ZM125 242H126V241H125ZM140 242H141V241H140ZM158 242H159V241H158ZM205 242H207V241H205ZM243 242H244V241H243ZM246 242H247V241H246ZM249 242H250V240H249ZM253 242H254V241H253ZM38 243H39V242H38ZM48 243H50V242H48ZM62 243H63V242H62ZM62 243H60V244H62ZM65 243L68 244L69 242L66 241ZM73 243H74V241L72 242V245H73ZM87 243H89V242H87ZM87 243H86V244H87ZM91 243H92V242H91ZM98 243H99V242H98ZM132 243H133V242H132ZM132 243H131V244H132ZM149 243H150V242H149ZM260 243H261V242H260ZM12 244H13V243H12ZM18 244H19V243H18ZM31 244H33V243L31 242ZM44 244H45V243H44ZM50 244H52V243H50ZM69 244H70V246H71V241H70ZM84 244H85V243H84ZM86 244H85V246H87ZM89 244H90V243H89ZM89 244H88V245H89ZM110 244H111V243H109V245H110ZM120 244H121V243H120ZM120 244H119V245H120ZM127 244H128V243H127ZM133 244H134V243H133ZM150 244H151V243H150ZM178 244H179V243H178ZM246 244H248V243H245V247H248V246H246ZM253 244H255V243H253ZM35 245H36V244H35ZM38 245H39V244H38ZM41 245H42V243H41ZM45 245H47V244H45ZM64 245H65V244H64ZM81 245H82V244H81ZM90 245H91V244H90ZM105 245H106V244H105ZM109 245H107V246H109ZM114 245H115V243H114ZM175 245H177V244H175ZM249 245H250V244H249ZM259 245H260V244H259ZM48 246H51V245H48ZM48 246H47V247H48ZM54 246H55V245H54ZM68 246H69V245H68ZM75 246H76V248H77V245H75ZM78 246H79V243H78ZM85 246H84V247H85ZM117 246H118V244H117ZM117 246H116V247H117ZM126 246H127V245H126ZM129 246H130V245H129ZM136 246H137V245H136ZM142 246H143V245H142ZM148 246H149V245H148ZM189 246H190V245H189ZM206 246H207V245H206ZM31 247H32V246H31ZM33 247H34V246H33ZM36 247H37V246H36ZM36 247H35V249H36ZM82 247H83V246H82ZM82 247H81V249H82ZM84 247H83V248H84ZM113 247H114V246H113ZM116 247H115V248H116ZM134 247H135V246H134ZM154 247H155V246H154ZM203 247H204V246H203ZM238 247H239V246H238ZM238 247H237V248H238ZM242 247H243V246H242ZM25 248H26V247H25ZM39 248H41V247H39ZM39 248H38V250H39ZM42 248H43V246H42ZM50 248H52V247H50ZM67 248H68V247H67ZM88 248H89V246H88ZM91 248H92V247H91ZM101 248H102V247H101ZM121 248H122V247H121ZM159 248H160V247H159ZM248 248H249V247H248ZM252 248H253V247H252ZM257 248H258V247H257ZM35 249H34V250H35ZM47 249H49V248H46L45 250H47ZM54 249H55V248H54ZM59 249L61 250V248H59ZM62 249H63V248H62ZM65 249H66V248H65ZM78 249H79V247H78ZM89 249H90V248H89ZM103 249H105V247H104ZM106 249H108V247H107ZM111 249H113V248H111ZM140 249H141V248H140ZM250 249H251V248H250ZM250 249H249V250H250ZM260 249H261V248H260ZM32 250H33V249H32ZM32 250H31V251H32ZM34 250H33V251H34ZM36 250H37V249H36ZM42 250H43V249H42ZM49 250H50V249H49ZM49 250H47V251H45V252H48ZM69 250H70V248H69ZM71 250H72V249H71ZM83 250H84V249H83ZM85 250H86V248H85ZM85 250H84L83 252H85ZM93 250H94V249H93ZM109 250H110V249H109ZM118 250H119V249H118ZM122 250H123V249H122ZM125 250H126V249H125ZM133 250H134V249H133ZM257 250H258V249H257ZM262 250H263V247H262V249H261L260 251H262ZM40 251H41V249H40ZM53 251H55V250H53ZM53 251H52V252H53ZM62 251H63V250H62ZM74 251H75V253H78V252H77L78 250H77V251L74 250ZM74 251H73V252H74ZM90 251H91V249H90ZM102 251H103V250H102ZM102 251H101V253H102ZM104 251H105V250H104ZM113 251H114V250H113ZM134 251H135V250H134ZM147 251H148V250H147ZM252 251H253V249H252ZM252 251H251V252H252ZM260 251H259V252H260ZM263 251H264V250H263ZM263 251H262L263 255H260V258H262L261 256H263V259H264V252H263ZM43 252H44V251H43ZM45 252H44V253H45ZM67 252H68V249H67ZM88 252H89V251H88ZM92 252H93V251H92ZM92 252H91L90 254H92ZM163 252H164V251H163ZM251 252H250V253H251ZM254 252H255V251H254ZM36 253H37V252H36ZM38 253H39V252H38ZM41 253H42V252H41ZM54 253H55V252H54ZM59 253H60V252H59ZM59 253H58V255H60ZM99 253H100V252H99ZM103 253H104V252H103ZM115 253H117V252H115ZM120 253H121V252H120ZM129 253H130V251H129ZM248 253H249V252H248ZM250 253H249V254H250ZM255 253H257V252H255ZM46 254H47V253H46ZM55 254H56V253H55ZM55 254H54V256H55ZM64 254H66V252L63 253V255H64ZM69 254H72V256H73L72 251H71ZM78 254H79V253H78ZM84 254H89V253H84ZM93 254H94V253H93ZM123 254H124V253H123ZM123 254H122V255H123ZM174 254H175V253H174ZM249 254H248V255H249ZM34 255H35V254H34ZM51 255H52V254H51ZM63 255H62V256H63ZM74 255H75V254H74ZM80 255H81V254H80ZM99 255H100V254H99ZM99 255H98V256H99ZM109 255H111V253H109ZM135 255H136V252H135ZM153 255H154V254H153ZM161 255H162V254H161ZM175 255H176V254H175ZM211 255H212V254H211ZM250 255H251V254H250ZM258 255H259V254H258ZM258 255H257V256H258ZM14 256H15V255H14ZM31 256H32V254H31ZM38 256H39V255H38ZM62 256H61V257H62ZM68 256H69V257H68ZM68 256L66 255L67 260H68V258L70 259V257H72L71 255H68ZM76 256H78V255H76ZM76 256H74V257H76ZM100 256H101V255H100ZM125 256H126V252H125ZM127 256H128V255H127ZM159 256H160V255H159ZM242 256H243V255H242ZM252 256H253V255H252ZM11 257H12V256H11ZM36 257H37V255H36ZM43 257H44V256H43ZM43 257H42V258H43ZM45 257H46V256H45ZM45 257H44V259H45ZM56 257L61 258L60 256H56ZM64 257H65V255H64ZM64 257H62V258L64 259ZM66 257H65V258H66ZM78 257H81V258H82L83 256H78ZM91 257H92V256H91ZM94 257L97 259V257H96L95 255H94ZM101 257H102V256H101ZM118 257H119V256H118ZM118 257H117V258H118ZM123 257H124V255H123ZM123 257L121 256V259H120V258H119V259L122 261V260H123ZM128 257H129V256H128ZM132 257H133V256H132ZM134 257H135V256H134ZM31 258H32V257H31ZM34 258H35V257H34ZM39 258H40V257H39ZM48 258H49V257H48ZM53 258H54V257H53ZM53 258H52V259H53ZM126 258H127V257H125V259H126ZM236 258H237V257H236ZM2 259H3V258H2ZM44 259H43V260H44ZM54 259H55V258H54ZM63 259H62V260H63ZM71 259H72V258H71ZM71 259H70V260H71ZM74 259H75V258H74ZM78 259H79V258H78ZM78 259H77V260H78ZM86 259H87V258H86ZM92 259H93V258H92ZM107 259H108V258H107ZM125 259H124V260H125ZM127 259L129 260L130 258H127ZM160 259H161V258H160ZM197 259H198V258H197ZM258 259H259V258H258ZM60 260H61V259H60ZM62 260H61V261H62ZM72 260H73V259H72ZM89 260H90V259H89ZM109 260H110V259H109ZM109 260H108V261H109ZM113 260H115V259L113 258ZM142 260H143V259H142ZM205 260H206V259H205ZM236 260H237V259H236ZM38 261H39V260H38ZM53 261H54V260H53ZM58 261H59V259H57V261H55V262L57 263ZM68 261H69V260H68ZM74 261H76V260H74ZM78 261H79V260H78ZM83 261H84V260H83ZM95 261H96V260H95ZM98 261H99V260H98ZM117 261L119 262V260H117ZM132 261H133V260H132ZM250 261H251V260H250ZM258 261H259V260H258ZM258 261H257V262H258ZM261 261H262V260L260 259V262H261ZM263 261H264V260H263ZM263 261H262V262H263ZM11 262H12V261H11ZM35 262H36V261H35ZM35 262H33V263H35ZM69 262H70V261H69ZM71 262H72V261H71ZM79 262H81V261H79ZM93 262H94V261H93ZM109 262H110V261H109ZM115 262H116V261H115ZM115 262H112V264H113V263L116 264ZM118 262H117V263H118ZM133 262H134V261H133ZM175 262H176V261H175ZM257 262H256V263H257ZM36 263H37V262H36ZM40 263H41V261L39 262V264H40ZM42 263H43V262H42ZM44 263H45V262H44ZM44 263H43V264H44ZM50 263L52 264L53 262L50 261ZM56 263H54V264H56ZM64 263H65V262H64ZM73 263H74V262H73ZM73 263H72V264H73ZM84 263H85V262H84ZM87 263H88V262H87ZM87 263H86V264H87ZM89 263H90V262H89ZM91 263H92V262H91ZM91 263H90V264H91ZM98 263H99V262H98ZM100 263H103V261L101 260ZM104 263H105V262H104ZM107 263H108V262H107ZM121 263H122V262H119L118 264H121ZM125 263H126V262H125ZM125 263H124V264H125ZM128 263H129V262H128ZM208 263H209V262H208ZM254 263H255V261H254ZM254 263H252V264H254ZM46 264H47V262H46ZM57 264H58V263H57ZM62 264H63V263H62ZM77 264H78V263H77ZM79 264H83V262H81V263H79ZM92 264H93V263H92ZM108 264H109V263H108ZM126 264H127V263H126ZM263 264H264V262H263Z\"/></svg>",
    "mask_w": 264,
    "mask_h": 264
}]
</instances>
